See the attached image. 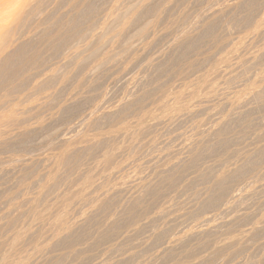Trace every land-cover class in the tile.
Here are the masks:
<instances>
[{
  "label": "rangeland",
  "instance_id": "1",
  "mask_svg": "<svg viewBox=\"0 0 264 264\" xmlns=\"http://www.w3.org/2000/svg\"><path fill=\"white\" fill-rule=\"evenodd\" d=\"M90 1L93 4V12L90 14L89 18L92 15H94V13H96V15H95L96 18H95V16H92V18H90L91 20L93 18H95L94 20L96 22L93 20H92L93 21L92 22L90 19H88L89 24L91 21V26H93L92 23L96 24V25L94 24L96 29L94 30V26H93L91 33H92V35L96 36V35H99V33L101 32L102 33V39H103L102 40L103 44L101 43L102 47L100 46L97 53H99V51H100V55L103 56L104 54H106L104 56L108 55V57L113 55L114 59L112 57L111 58L114 61H112V62L109 61V63H111L110 65H109V63H108V65L104 64L105 66L107 65L106 68H104V66L102 65L103 66L102 69L99 68L100 66L97 67V64L95 65V60H93L94 58H92V60L86 59V61H85L84 60L85 57L83 56L84 54L81 55L79 53H86L87 54V51L85 50L86 47H84V46H86L85 43L87 42V40L89 41V39H86V38H85L86 41L85 40L82 42L72 41L73 43L70 42V44L67 45L66 48L63 47V48H61L62 50L59 49L57 51V53H55V54H50V52L48 51V49L46 48V46L43 43L41 45H40V43H38L39 45H37V49H38V51H40L41 57L43 56L42 57L43 60H45V65L43 64V67H44L43 70H47V71L43 72L44 73L43 75H41V74L37 75L38 73H40L43 70L38 69V70H40V72L38 70H34V69H30V68L29 69L27 68V70H24L25 72L23 71L24 73L23 74L21 73L22 74L21 79H24V81L26 82L24 89H22L21 92L19 91L18 93H15V95H14L15 99L14 100H13L14 97H12L14 104H16V102H18L16 104L17 106L16 105H14L15 107L13 106L14 107L13 110L15 109V111H14L15 114H14L13 118L16 120L20 116H22V117H20L21 119L19 118L20 121L25 120L26 119L25 117H27V119H29V117H30V119L31 118L32 119L34 118V119L32 121L29 120L30 122L26 119L28 121L27 122L28 124L26 123V125L30 126V130H29L30 134L28 133V134H26V136L25 135L24 136L23 135H17V133L15 132L16 127L13 126L12 129L14 127L15 128L12 130V133L13 132H15V133H13V134L9 133L10 136H8V135L4 136L5 138H8V139H6L7 141L3 139L5 142H8V140L9 141L12 140V141L8 142L6 144L3 140H2L3 142H1L2 146L7 147L9 143L11 146L7 147V149H6L5 147H2L0 145L1 146V148H0V153H1L0 154V222H1L0 228H1V226L3 227L2 231L0 229V231H1L0 233H2L4 230L6 231L4 235H0V243L2 244V245L0 244V246H1V248H0L1 252L0 253L3 255L6 254L7 256H10L9 258H7L5 255L4 256L5 258H4L3 255H1L0 264H16V263L19 264L22 261L23 262L26 261L25 262L26 264H29V263L30 264H37V262H38V264H42V263L43 264H54V263H56V264H96V262H97V264H127V262H128V264H149V263L150 264H173L174 262H175L174 264H191V263L192 264H215V263L216 264H264V258H263L264 257V225H263L264 224V170H263L264 169V160H263L264 159V153H263L264 152V141H263L264 140V122H263L264 121V100H263L264 96H262V94L264 95V88H263L264 87V78H263L264 77V75H263V73H264V60H263L264 59V57H263L264 56V49H263V47H264V34H263L264 33L263 32L264 31V20H263V18H264V14H263V12H264V9H263L264 0H259V2H258V0H253V1L252 0H249V1L248 0L247 1L242 0V2H245L246 4H244V3L242 4V2H240L241 0H223V1L222 0H216V2H215V0H213V1L212 0H197V2L195 0H183V1L181 0V4H180V1H178V0H172L173 2L171 0H153V1L147 0L146 2H149V3L152 2L151 4H153V5L157 4L158 6L156 5L155 7L159 11L158 10L155 11L153 14H151L152 16L148 15V17H145L144 22L148 18L151 19L154 16V14L157 13L158 14L157 17H158V21H159L157 24H159V27L156 25L157 28H155L154 31H151L152 29H154V27L152 29L151 28L148 29V31H147L148 33H146L148 36L146 34H145L146 36L143 35L144 37H146L147 40L145 38L141 39V37H140V39H138V37H135V39L132 40V38H134V36H135V34H134V36L131 37V41L127 38H130V36L135 32L134 30H136V28L134 26L129 27L131 34L129 33L128 29H126L124 36H126V34L129 33L128 34L129 37H127L128 36L127 35L126 36L127 38H125L124 36H122V37H124V39L122 37H121V39L118 38L119 43H118V40L115 39L116 37H113L114 32H110L111 35H113L111 37V35H109L110 33H108L109 31H106V33H104L106 29H102V30H104V32H103L100 30L101 27L105 25V23L109 20V18L111 20V19H115L116 16H119L120 13L123 11L124 7H127L128 3L132 4L134 2L133 5H136L139 2L140 4H142L141 2H143L144 0H135V1H133V0H90ZM209 1L211 4H212V2H214L213 4L218 3V4H216V7L222 8V10L219 9L220 12L218 15H220V16L216 15L217 16L216 19L214 17V18H207V21H204V20L201 21L202 23H203V21L206 23L207 22L211 23V25H212L211 28L213 27L211 30H208V31L201 29V31L202 30L205 31V32H203V34H201L202 32L200 30H198V32H197V29H200V28H198V25L195 26L197 28L194 31H195L196 35L199 34L200 36L199 35L195 36V34H194L195 38L193 40L195 41L198 38V40L200 41L199 38H201V43H199V41L197 40L195 42V48L192 49L193 51L191 50L192 51L191 52L189 50V51H187L188 53L186 52L187 54H185V56L184 55L181 56L179 53L180 50L179 49L176 50L177 47L173 48V46H174L173 41L175 39H178L183 34L184 31L188 32V31L192 30V28L194 27L193 26L194 24H192L191 22H195V20H197V18H199V17H197V15L199 16L198 12L200 10H202V11H200V13L202 14L201 16H203L202 12H204V15L207 14V10L209 9V5H211V4H209ZM217 1H220V3ZM227 1H229V2H227ZM248 2H250V3H248ZM125 4H126V6H125ZM198 4L202 8H200ZM238 4L239 5L242 4L240 6L244 7V9L241 8ZM249 4L251 6L255 5L252 7L253 9H251ZM153 5H149V6H151V8L153 9V7H154ZM230 5L234 6V7H231ZM245 5H247L249 7L250 11L246 10L248 8ZM171 6L173 8H171ZM224 6H226V8H232V9L231 10L227 9L224 12L223 11ZM256 6H257V9H259V10H256ZM156 8H155V10H156ZM66 9L62 8V11L60 10L62 12V14L65 13V11H67ZM183 9H185V10H183ZM204 10H206V11H204ZM252 10H255V11H253L254 13L252 12ZM160 11L163 13H161ZM184 11H185V13H184ZM221 11H223L224 13H222ZM245 11H248V13H250V14L252 12V14H251L252 16L247 13L249 15V18H248V15L247 14L245 15ZM186 12L188 13L187 14L188 16L186 15ZM220 13H222V14H220ZM160 14L163 16H161ZM241 14H243V15H241ZM180 15H182V16L180 17ZM110 16H112V18ZM244 16L247 18H244ZM183 17H186V20L184 19V21H183ZM227 17H229V18H227ZM97 18H98V20H97ZM180 18L182 19V21ZM220 18H221V20H220ZM252 18H253V20H252ZM173 19H174V22H173ZM243 19L244 20L246 19V20L244 21ZM255 19H258V21H260V23L257 22V20H255ZM260 19H262V20H260ZM110 20H109V22H110ZM175 20L178 22L177 23L178 25H176V26L173 25L174 23H176ZM239 20L241 22H239ZM88 21H87V23H88ZM163 21L166 24H164ZM247 21H248V23H247ZM109 22H108V25L110 23H112L113 20H112V22H110V23ZM183 22L184 23L187 22V23H185L186 25H183L184 24ZM189 22L191 23V26H190ZM252 22H253V24H252ZM170 23H172V24H170ZM181 23H183L182 24L183 26L181 25ZM255 23L256 24H258V23L262 24L261 25L262 27L259 28V30L260 29L261 30L260 31L257 30V31L261 32L263 29V31L260 34H257L256 31H255L256 34H253L254 31L252 32V30H254L256 27ZM251 24L254 26L252 27V30H249V27ZM167 25L169 28L165 29V28H167ZM178 26H179V28H178ZM188 26H190V28ZM241 26L242 27L244 26V27L242 28ZM104 27H102V28H104ZM170 27H171V29H170ZM184 28L185 29L188 28L190 30H185ZM256 28L258 29V25ZM180 30L182 31L181 32L182 34L180 33ZM222 30H224V31H222ZM194 31H190V34H193L192 32H194ZM149 33H152V34H149ZM208 33H210V35ZM227 33H229V34H227ZM248 33H249V35H248ZM175 34H176V36H175ZM201 35H202V37H201ZM106 36H108L107 39H106ZM161 36L163 37V39ZM190 36L194 37L193 35H190ZM251 36H253V37H251ZM256 36H258L259 38ZM151 37H152V39H151ZM205 37H207V38L213 37L212 39H215V40L217 39V40L214 41L212 39H209V38L207 39ZM227 37H229V39H227ZM248 37H249V39H248ZM37 38H38L37 35L31 36L29 41L31 43L36 44L37 42H39L38 41L39 39L37 40ZM245 38H247V40H248L247 42H246ZM110 39L115 40V41H112ZM137 39L139 42L137 41ZM204 39H206V40H204ZM238 39L241 41V43H238V42H240ZM243 39H244V41H242ZM253 39H255L256 41ZM257 39H258V41H257ZM27 40H28V38H27ZM122 40L125 43L124 45H122V43H123ZM126 40H127V42H125ZM142 40L144 43L142 42ZM209 40H212L211 41L212 43H210ZM110 41L114 42V43H111ZM77 42H79V43L76 46ZM128 42L129 43L131 42L130 46H132V47L127 46V45H129ZM217 42H218V44L220 42V44H219L220 46L217 44ZM138 43H139V45H138ZM166 43H168V44H166ZM213 43L215 45H212ZM250 43H252L254 46ZM261 43H263V44H261ZM71 44L74 46L73 49H71L73 47ZM146 44H150V45H146ZM245 44H246V46H245ZM104 45H106V46L103 47ZM111 45H113L114 47H112ZM117 45H122L123 48H121L122 46H117ZM236 45H238V46H236ZM38 46H40L41 48L40 47L38 48ZM68 46H70V47H68ZM161 46H163V47L161 48ZM196 46L197 47L199 46V47L196 49ZM209 46L212 48V50H211V48H209ZM80 47H81V51L84 48L82 52H80V49H79ZM261 47L263 49L261 51L262 53L260 52ZM253 48H255V49H253ZM40 49H42V50H40ZM122 49H124L125 53L123 52ZM125 49H127V50L125 51ZM248 49H250V50H248ZM84 50L86 52H84ZM137 50H138V52H136ZM195 50H196V52H195ZM215 50H216V52H215ZM258 50H259L260 54L258 53ZM106 51H107V53H106ZM159 51H161V52H159ZM235 51L238 54L235 53ZM111 52H112V54H111ZM155 52H157V53H155ZM250 52L251 53L254 52V54L253 53L251 54ZM31 53L32 52L28 53V55L30 56ZM248 53H249V55H248ZM109 54H111V55H109ZM157 54L158 55L160 54L161 57H160V55L158 56ZM255 54H256V56H255ZM52 55L54 58L52 57ZM100 55L99 54L95 55L96 56L95 59H97L98 56L101 57ZM114 55L118 59H115ZM238 55H240V57ZM164 56H165L166 60H165ZM170 56H171V58H170ZM209 56H211V57H209ZM243 56H247V57H243ZM261 56L263 57V59ZM72 57H74V58H72ZM183 57H184V60L182 59ZM258 57H260V58H258ZM78 58H79V60H78ZM81 58L83 59L82 62L85 61V63H83L84 65L81 64L82 63L80 60ZM157 58H160V60H158ZM242 58H244V59H242ZM153 59H155V60H153ZM187 59H188V61H189V59H190V61L191 60L195 61V63H194V61H191L194 63L193 66H195L194 67L195 69L192 68V70L193 69L194 70L193 71L190 70V71H192V72L189 71L190 73L188 71H186L185 70L186 67L183 66V64L187 61ZM161 60L164 62L163 64H162ZM226 60L227 61L230 60L229 61L230 63L227 62ZM231 60H232V62H231ZM235 60L237 61L236 63H235ZM248 60L250 62H248ZM72 61L75 63H73ZM157 61H158V63H157ZM78 62H80V63H78ZM150 62H152V63L150 64ZM223 62L225 64L229 63L230 65L227 64L229 66H227V65L225 66V64ZM52 63H55V64H52ZM152 64L154 65V67ZM158 65H160V66H158ZM231 65H232V67H231ZM254 65H255V67H254ZM94 66L96 68L95 72L93 71V70H95V68H93V70H92V67H94ZM166 66L167 67L169 66V68H167ZM175 66H176V68H175ZM160 67H162V68H160ZM170 67H171V70H170ZM208 67H209V69H208ZM153 68H154V70H153ZM172 68H173L174 73L179 72L180 69H181L180 72L185 70L186 73L185 72H182V74L176 73L174 76L172 73ZM218 68L219 69L221 68V69L219 70ZM233 68H234V70L232 71ZM124 69H125V71H124ZM127 69H129V70H127ZM174 69H176V71H174ZM244 69H246V70H244ZM28 70H30V71H28ZM89 70H92V72ZM101 70H103V71L101 72ZM49 71H51V72H49ZM53 71H54V73H53ZM221 71H223V74H221L222 73ZM227 71H229V73H231V74L227 73ZM55 72H57L59 75ZM163 72H164V74H163ZM212 72H214V73H212ZM62 73H64L65 75ZM165 73L166 74L170 73V75H166ZM31 74H32V77H30ZM48 74L49 75L53 74L55 76V79L52 80V82L50 84H48L47 86H44L45 90L43 88L44 91L40 90V92L41 91L42 92L39 93V91H36L35 88H36V86L39 85L40 82L45 80L46 76H49ZM98 74H100V75H98ZM63 75L68 77V78H71V79H66V80H64V82H62L63 80L61 77ZM182 75L185 77H182ZM209 75H211V76H209ZM95 76H97V77H95ZM99 76H100V78H99ZM26 77H27V79H26ZM28 77L31 80L28 79ZM166 77H167V79H166ZM230 77L232 79H229ZM236 77H238V78H236ZM89 78H90V80H89ZM156 78H157V80H156ZM159 78H160V80H159ZM197 78H199V79H197ZM234 79H237V80H234ZM85 81H86V83H85ZM143 81H144V83H143ZM95 82H96V84H95ZM78 83H80V84H78ZM132 84H133V86H132ZM79 85H80V88H79ZM229 85H230V87H229ZM121 86H123V87H121ZM205 86H206V89H205ZM200 88H201V90H200ZM163 89H164V91H163ZM214 89H216V90H214ZM23 90H24V92H23ZM211 90H213V91H211ZM31 91H33V92L36 91V94H35V92H34V94H31L32 93ZM86 93H88V94H86ZM146 93H147V96H149V97L145 96ZM192 93H194V94L192 95ZM90 94H92V95H90ZM32 95H34V96H32ZM153 95H154V97H152ZM155 95L158 97H156ZM28 97L29 98L31 97V98L29 99ZM242 97H243V99H242ZM26 98L29 100H27ZM132 98L133 99L135 98L134 100H136V98H137V100H138L137 104L136 103L135 104L130 103L131 101H133ZM16 99H17V101H15ZM164 100H166V101H164ZM261 100H263V101H261ZM140 101H141V103H140ZM125 102H126V104H125ZM239 102H241V103H239ZM259 102L260 103L263 102L262 103L263 105L260 104ZM123 103L126 106H127V103H129L130 105H133L134 108H135L134 105H137L136 107L141 106L138 108L139 110L137 108H135L140 112H138V111L136 112V110L133 107H131L129 104L128 105L131 108L125 107V105ZM151 103H152V105H151ZM90 105H91L93 110L91 109V107H89ZM219 105H220V107H219ZM44 107H47V108H44ZM101 107H102V109H101ZM123 108H124V111L121 110ZM132 108H133V112L137 113V117L141 113V110L145 108L144 110L147 111V112L146 111L145 112L149 116V119L147 116V118H145V120L143 122H141L140 125L136 126L135 125L136 123L134 124L135 118L137 120L136 114L129 112L131 114L130 115L127 112V114H125L127 116L124 115V113H125V111H127V109H128V111L129 110L131 111ZM202 108H204V109H202ZM211 108H212V110H211ZM213 108H214V110H213ZM88 109L91 110V112ZM97 109H98V112H97ZM262 109H263V112H262ZM144 110H142V112H144ZM35 111H36V113H34ZM99 111H101V112H99ZM119 111L121 113L123 111L124 113L121 114ZM25 113H26V115H25ZM38 113H40V114H38ZM41 113H42V115H41ZM118 113L121 115H124V116H121ZM233 113H234V115H233ZM32 114H34V115H32ZM181 114H183V115H181ZM37 115H38V117H37ZM91 115L93 116V118ZM116 115L119 116L120 118L122 117V119L124 117L125 120L124 119L122 120L119 117H118L119 120H117L115 118ZM33 116H35V117H33ZM133 116H135V118ZM39 117H41V118H39ZM96 117H97L98 121L96 120ZM162 117H164V118H162ZM165 117H166V119H165ZM35 118H37V119H35ZM218 118H219V120H218ZM63 119H64V121H63ZM87 119L89 120V122L87 121ZM113 119H116L117 121L121 122L122 126H127L128 124H130V125L132 124V126L129 125L130 128L129 127L125 128V130L126 129H127V131L129 130L128 132L127 131L124 132L123 130L122 131L119 130V131L115 132L114 134L113 133L107 134V132L109 130L107 131L106 129H110L111 131H113V128H115L117 125H119V127H120V124H117L116 120H114L113 122H114V125L115 124H117V125L113 126V123H112ZM35 121L37 124L35 123ZM38 121L42 122V124L38 125ZM82 121H83V123H82ZM107 121L108 122L110 121L112 123L111 126H113V127L109 126L111 123L110 122L108 123ZM122 121L126 122V123L128 122L127 125H125V123H123ZM130 121H132V122H130ZM249 121H250V123H248ZM90 122H92V123L95 122L93 124L91 123V125H94V126H91V125L89 126L88 123H90ZM165 122H167V123H165ZM198 124H199V126H198ZM86 125H88V126H86ZM141 125L142 126L144 125L145 129H143L144 126H143V128H141L142 127ZM229 125H231V126H229ZM138 126L141 130L142 129L143 130L140 131ZM259 126H260V128H259ZM107 127H109V128H107ZM41 128H43V129H41ZM74 128H76V129H74ZM206 128H207V130H206ZM3 129H4V127L2 128V130ZM46 129H48V130L46 131ZM69 129H71V130L68 131ZM146 129H148V130H146ZM212 129H213V131H212ZM253 129H254V131H253ZM103 130L107 131V132H104ZM30 131L32 132V134ZM71 131L75 134L70 133ZM78 131L82 132V133H79ZM100 132L106 133V135L103 133L100 134ZM80 134H81V136H82V134L84 136H82L83 138H80L79 140H77L78 142L76 140L73 142L70 141L71 139H73V138H71L72 135H75V136H73L75 138L76 136L81 137ZM111 134H113V135H111ZM98 135H100V136H98ZM137 135H138V137H137ZM234 135H235V137H234ZM54 137H56V138H54ZM112 137H113V139H112ZM201 137H202V139H201ZM227 137H229L230 139L232 138L231 139L232 141L230 139H227ZM100 139H102L103 142L105 140H107V141H105L107 144L105 142L102 143V141H100ZM60 140H61V144L58 143V142H60ZM67 140L69 142H67ZM94 140H96V141H94ZM123 140H125V141H123ZM25 141H27V142H25ZM63 141L65 142V145H64ZM227 141H229V142H227ZM200 142H202V143H200ZM48 143H49V145H47ZM78 143H79V145H78ZM87 143H89L90 146L95 145V147L94 148L88 147L90 149H88V148L85 149L86 148L85 144L88 145ZM200 144L201 145L203 144L204 146L202 145L203 147H201ZM81 145L82 146L84 145L83 149L81 148L82 147ZM192 146H193V148H192ZM11 147H12V149H11ZM21 147H23V148H21ZM77 148H78V150H77ZM40 149H42V150H40ZM66 151H68V152H66ZM258 151H260V152H258ZM69 152L71 154H69ZM59 153L61 155H63L62 158H60V159H59V157H61V156ZM64 153H65V155H64ZM106 153H107V155H108V153L112 154V157L114 159L113 160L115 162V164H113L114 166H112V165L109 166L112 169H108L109 167L106 165L104 167H101L102 164L104 165L103 161H104V157L106 156ZM116 153H118V154H116ZM66 154L68 155V157ZM113 154H115L116 156H113ZM193 154H194V156H193ZM255 154L256 155L258 154V155L256 156ZM127 155H128V157H127ZM227 155H229V156H227ZM248 155H249V157H248ZM252 156H254L253 159H252ZM71 157H72V159H71ZM120 157H121V159H120ZM116 158H118V159L116 160ZM62 159H63V162L61 163ZM256 159H257V161H256ZM40 161H42V162H40ZM73 161H75V163ZM70 162L71 163L73 162V163L71 164ZM17 164H18V166H17ZM117 164H119V165H117ZM204 164H206V165H204ZM23 165H25V166H23ZM124 165H125V167H124ZM14 166H15V168H13ZM70 166L72 169L68 168ZM119 166H120V168H119ZM166 166H167V168H166ZM104 168H107V169H104ZM119 169H120V172H119ZM238 170H240V171H238ZM235 171H236V173H235ZM21 172H24L26 174L25 175L26 178L23 177V175H21V174H24ZM226 173H228V176L230 178H226L225 181H222V183H221V181L214 179V178L218 179L219 177H221L220 175H222V177H223V174H226ZM232 173L235 175H233ZM31 174L33 177L31 176ZM88 174H89V176H88ZM52 176H53V178H51ZM204 176H206V177H204ZM76 177H77V179H76ZM87 177H89V178L93 177V179L91 178L92 180L91 179L88 180ZM232 177H233V179H232ZM21 178L22 179L25 178L24 179L25 185L23 184L24 180H21ZM197 179H200V180H197ZM236 180H237V182H236L237 184L234 183V181H236ZM217 181L219 183L218 185H216L217 183H215ZM169 183H171V184H169ZM220 183H221V186L227 185L226 190L229 191V194L228 195L224 194L223 195L224 198L222 196L218 197V199H217L218 204H216V201H217L216 200L215 204L211 205V203H210L211 198L217 197L215 195H218L217 192L221 188ZM16 184H17V186H16ZM211 184H214V185L211 186ZM250 184H252V185H250ZM134 186H136V187L134 188ZM213 186H215V188ZM217 186L220 187V188H218V191L215 190V189H217ZM42 187L44 189H42ZM236 187H238V189H242L240 192L241 194H239L240 196L238 195L240 198L238 197L235 201H232L231 199H229V197H230L229 195H230L231 191L237 189ZM245 187H246V189H245ZM136 188H138V189H136ZM47 189H49V190H47ZM63 189H64V191H63ZM244 189H245V191H244ZM15 193H17V195ZM144 193H145V195H144ZM125 194H127V195H125ZM211 194H213V196H211ZM34 198H35V200H34ZM214 198H212V200ZM219 198L220 199L222 198V201L221 200L219 201ZM29 199H30V201H29ZM79 199H81V200H79ZM204 199H205V201H208L209 203L205 202ZM225 199H227V200H225ZM38 200H40V201H38ZM64 200H66V201H64ZM148 201H150V202H148ZM20 202L22 205L20 204ZM225 202H226V204H225ZM230 202L232 203L231 204L232 206L230 205ZM101 203H103V204H101ZM197 204H198V206H197ZM207 204L209 206H212V208L209 207ZM236 204H237V206H236ZM127 205H128V207H127ZM227 205H229V207H227ZM70 206H72V207H70ZM204 206L206 209H202V208H204ZM213 206L215 207V209ZM224 207L227 209H225ZM148 209H150V210H148ZM195 209H197V210H195ZM218 209H219V211H218ZM231 209H233V210H231ZM16 210H18V211H16ZM134 210H137L139 214L137 213V211H134ZM90 211H91V214H90ZM92 211H93V213H92ZM235 211H237V212H235ZM227 212H229V213H227ZM42 214H47V215H42ZM37 215H39V216H37ZM139 215H141V216H139ZM227 215H229V216H227ZM96 216H97V218H96ZM208 216H209V218H208ZM8 217L9 218L11 217V219L8 220ZM153 217L155 219H153ZM206 217H207V220H206ZM171 218H173V220H175V221H173ZM210 218H212L213 220ZM227 218H229V219H227ZM62 219H65V221H63ZM5 220H7L8 222ZM42 220H43V222H42ZM78 220H80V221H78ZM151 220H152V222H151ZM10 222L12 223V226L17 224L14 228L15 229L14 230L15 235L14 234L11 235L13 232V227L9 230L6 228V227H8ZM61 222L63 224H61ZM64 223L66 224V226H64ZM155 223H157V224H155ZM52 224H53V226H52ZM57 224H58V226H57ZM68 224H69V226H68ZM174 224H176V225H174ZM195 224H196V226H195ZM4 225H6V226H4ZM61 225H63V227H61ZM227 226H230V228L226 229ZM16 227H18V228H16ZM59 227H60V229H62V228L63 229L58 230ZM68 227H71V228L68 229ZM133 227H134V229H133ZM253 227L256 228L255 232H253V233H249L250 231L247 232V230H250ZM65 228H66V230H64ZM248 228H250V229H248ZM259 228H260V231H258ZM202 229L204 232L202 231ZM23 230L24 231L26 230V232H28V233H26V232L24 233ZM70 230H72V231L70 232ZM196 230L199 233L195 235L194 233H196ZM21 231H22V234L20 233ZM60 231H61V233H60ZM193 231H194V233H192ZM244 231H245V234L243 233ZM66 232H68V233H66ZM56 233H57V235H56ZM63 233L65 236L63 235ZM69 233H71L70 236H69ZM182 233H183V236H186V237H183L181 235ZM187 233L188 234L190 233V234L188 235ZM24 234H25V236H23ZM67 234H68V237H67ZM246 234H249V237ZM59 235L64 236L65 239H64V237L63 238L61 237L62 239L59 238L60 237ZM197 235H198V237H197ZM98 236H99V238H98ZM188 236H190V237H188ZM193 236H195V237L193 238ZM46 237H47V239H46ZM174 237H175V239L173 241L172 239ZM9 238H12L14 241L9 239ZM24 238H27V239H25L27 242L24 240ZM19 239H21V240L19 241ZM237 239L238 240L240 239L241 241H238ZM132 240H133V242H132ZM175 240L179 241L180 244H182V243L183 244L180 245L178 243V244L174 245L177 242V241L175 242ZM12 241L14 243L16 242V245ZM151 241H153V242H151ZM166 243H168V244H166ZM177 245H179V246H177ZM14 246H16L17 250L15 249ZM132 246H134V247H132ZM164 247H165V250H164ZM167 247L168 248L170 247V251L167 250ZM12 248L15 249V251H13ZM239 248H241V249L238 250ZM134 251H135V253H134ZM4 252H6V253H4ZM15 253H17V254H15ZM25 253L27 254V256ZM126 256H127V258H126ZM108 257H110V258L108 259ZM146 257H148V258H146ZM185 257H186V259H185ZM2 258H3V260H2ZM167 258H169V259H167ZM182 258H184V259H182ZM262 258H263V260H262ZM4 260H7V261H4ZM209 261H210V263H208ZM23 262L21 264H25ZM197 262H199V263H197Z\"/></svg>",
  "mask_w": 264,
  "mask_h": 264
},
{
  "label": "bare ground",
  "instance_id": "2",
  "mask_svg": "<svg viewBox=\"0 0 264 264\" xmlns=\"http://www.w3.org/2000/svg\"><path fill=\"white\" fill-rule=\"evenodd\" d=\"M133 1H135V0H133ZM132 1V2H133ZM145 1V2H144ZM143 2H141L142 4H140L138 1V5L136 4V5H133L134 4V2L132 3V4H130V3H128L127 4V7H124V9H123V11L120 13V15L119 16H116L115 17V19H111L110 20V18H109V20H110V22H112V20H113V22L112 23H110L109 22V20L105 23V27L104 26H102V27H104V28H102L101 26V31H103L104 32V30H102V29H106L105 30V32L104 33H106V31H109L108 33H110V32H114L113 34H114V36L113 35H111V33L109 34V35H111V37L113 36V37H116L115 39H117L118 40V38L119 39H121V37L122 36H124L125 34V32H126V29H128V31H129V33H130V30H129V27H135L136 28V30H134L133 32V34L130 36V38H127V37H129V33L128 34H126V36H124L125 38H127V39H129L130 41H131V37H133L134 36V34H135V36H134V38H132V40L133 39H135V37H138V39H140V37H141V39L143 38H145L146 39V37H144V36H146L147 34L146 33H148L147 31H148V29H152L153 27H154V29H152L151 31H154L155 30V28H157L156 27V25L159 27V24H157L159 21H158V14L157 13H155L154 14V16L151 18V19H146V21L144 22V19H145V17H148V15H151V14H153L155 11H157L158 9L155 7L157 4H151L152 2H146L147 0H144ZM151 1H153V0H151ZM172 1V0H171ZM178 1H180V4H181V0H178ZM183 1V0H182ZM196 2H197V0H195ZM213 1V0H212ZM211 1V2H212ZM223 1V0H222ZM247 1V0H246ZM249 1V0H248ZM253 1V0H252ZM129 2V1H128ZM173 2V1H172ZM186 2V1H185ZM215 2H216V0H215ZM217 2H219L220 3V1H217ZM227 2H229V1H227ZM240 2H242V0L240 1ZM257 2V1H256ZM258 2H259V0H258ZM257 2V3H258ZM136 3V2H135ZM149 3V4H148ZM158 3V2H157ZM177 3V2H176ZM175 3V4H176ZM179 3V2H178ZM194 3V2H193ZM199 3V2H198ZM214 2H212V4L210 3V1H209V4H211V5H209V9L207 10V14H205L204 15V12H202L203 13V16H201L202 14L200 13V11H202V10H200L199 12H198V14H199V16L197 15V17H199V18H197V20H195V22H191L192 24H194L193 26L195 27V26H197L198 25V28H200V29H197V32H198V30H200L201 31V29H203V30H205V31H208V30H211L212 28H211V23H206V22H204V21H207V18H214L215 17V19H216V15H218L219 14V12H220V10L219 9H221L222 10V8H217L216 7V4H218V3H216V4H213ZM246 4L245 2H242V4ZM248 3H250V2H248ZM253 3V2H252ZM256 3V4H257ZM264 3V2H263ZM201 4V3H200ZM224 4V3H223ZM231 4V3H230ZM242 4H240V5H242ZM254 4V3H253ZM261 4V3H260ZM95 5V4H94ZM120 5V4H119ZM149 5H153L152 7H153V9L151 8V6H149ZM167 5V4H166ZM172 5V4H171ZM184 5V4H183ZM187 5V4H186ZM199 5V4H198ZM197 5V6H198ZM239 5V4H238ZM239 5V6H240ZM259 5V4H258ZM257 5V6H258ZM263 5V4H262ZM125 6H126V4H125ZM158 6V5H157ZM170 6V5H169ZM188 6V5H187ZM231 6V5H230ZM229 6V7H230ZM244 6V5H243ZM248 9H246V10H249L250 11V9H249V7L247 6V5H245ZM249 6L251 7V9H253L252 7L253 6H255V5H250L249 4ZM257 6H256V10H259V9H257ZM184 7V6H183ZM199 7H200V5H199ZM231 7H234V6H231ZM241 8H243L244 9V7H242V6H240ZM62 8H67L66 10L67 11H65V13H63L62 14ZM95 8V7H94ZM115 8V7H114ZM148 8V9H147ZM155 8H156V10H155ZM165 8V7H164ZM171 8H173L172 6H171ZM170 8V9H171ZM200 8H202V7H200ZM225 8V9H224ZM224 8H223V11L225 12V10H227V9H232V8H226V6H224ZM101 9V8H100ZM167 9V8H166ZM263 9H264V7H263ZM61 10V11H60ZM183 10H185V9H183ZM197 10V9H196ZM60 11V12H59ZM97 11V10H96ZM103 11V10H102ZM115 11V10H114ZM113 11V12H114ZM159 11V10H158ZM168 11V10H167ZM204 11H206V10H204ZM223 11H221L222 13H224ZM253 11H255V10H252V12ZM261 11V10H260ZM93 12V4H92V2L90 1V0H0V145H1V142H3L4 140H6V139H8V138H5L4 136H6V135H8V136H10V134L12 133V130L15 128V132L17 133V135H25L26 136V134H28L29 133V130H30V126L28 125H26V123L30 120V121H32L33 119L31 118L30 119V117H29V119H27V117H25L26 119L25 120H19V118L20 117H22V116H20L18 119H14L13 118V116H14V111H15V109L13 110V108L15 107L14 105H16L18 102H16V104H14V102H13V100L15 99V97H14V95H15V93H18L19 91L21 92V90L22 89H24V86H25V84H26V82L24 81V79H21V75L25 72L24 70H27V68L29 69H34V70H38V69H40V70H43V64L45 65V60H43V56L41 57V54H40V51H38V49H37V45H39L38 43H40V45L43 43L45 46H46V48L48 49V51L50 52V54H55V53H57V51L59 50V49H61V48H63V47H65L66 48V46L67 45H69L70 44V42H72V41H74V42H76V41H80V42H82V41H84L85 40V38L86 39H89V41L87 40V42L85 43V45L86 46H84V47H86L85 48V50L87 51V54L86 53H79V54H84L83 56L85 57L84 58V60L86 61V59L87 60H89V59H91L92 60V58H94L93 60H95V65L97 64V67H99L100 69H102L103 68V66H104V68H106V66L108 65V63H109V61L110 62H112V61H114L113 59V55L112 56H110V57H108V55L107 56H104V55H106V54H104L103 56L102 55H100V51H99V53H97L98 52V50H99V48H100V46L102 47V45H101V43L103 42L102 40V33L100 34L99 32V35H92V33H91V31H92V27L94 26V30L96 29L95 28V23H92V25L93 26H91V21L93 20V21H95L94 19L96 18V13H94V15H92V16H95V18H93L92 20L90 19V18H92V16L89 18V16H90V14ZM101 12V11H100ZM161 12V11H160ZM178 12V11H177ZM192 12V11H191ZM232 12V11H231ZM241 12V11H240ZM252 12H251V14H252ZM61 13V14H60ZM161 13H163V12H161ZM184 13H185V11H184ZM183 13V14H184ZM222 13H220V14H222ZM248 13V11H245V15ZM254 13V12H253ZM188 13L186 12V15H187ZM230 14V13H229ZM248 14H250V13H248ZM247 14V15H248ZM250 14V15H251ZM256 14V13H255ZM262 14V13H261ZM263 14H264V12H263ZM262 14V15H263ZM99 15V14H98ZM118 15V14H117ZM161 15V14H160ZM171 15V14H170ZM174 15V14H173ZM185 15V14H184ZM183 15V16H184ZM185 15V16H186ZM196 15V14H195ZM241 15H243V14H241ZM259 15V14H258ZM152 16V15H151ZM161 16H163V15H161ZM172 16V15H171ZM182 15H180V17H181ZM188 16V15H187ZM191 16V15H190ZM218 16H220V15H218ZM222 16V15H221ZM224 16V15H223ZM234 16V15H233ZM252 16V15H251ZM111 18H112V16H110ZM170 17V16H169ZM195 17V16H194ZM261 17V16H260ZM103 18V17H102ZM165 18V17H164ZM227 18H229V17H227ZM244 18H247V17H245L244 16ZM248 18H249V15H248ZM88 19H90L91 21H90V24H89V21H88ZM181 19V18H180ZM184 19L186 20V17H183V21H184ZM188 19V18H187ZM191 19V18H190ZM236 19V18H235ZM238 19V18H237ZM242 19V18H241ZM97 20H98V18H97ZM148 20V21H147ZM177 20V19H176ZM175 20V22L176 23H174L173 25H178L177 23V21ZM202 20H204L203 21V23L201 22ZM220 20H221V18H220ZM244 20V19H243ZM242 20V21H243ZM246 20V19H245ZM244 20V21H245ZM252 20H253V18H252ZM255 20H257V22H259L260 23V21H258V19H255ZM260 20H262V19H260ZM263 20H264V18H263ZM87 21H88V23H87ZM92 21V22H93ZM103 21V20H102ZM101 21V22H102ZM181 21H182V19H181ZM189 21V20H188ZM86 22V23H85ZM96 22V21H95ZM108 22L110 23L109 25H108ZM173 22H174V19H173ZM172 22V23H173ZM201 22V23H200ZM234 22V21H233ZM239 22H241L240 20H239ZM85 23V24H84ZM100 23V22H99ZM163 23H164V21H163ZM168 23V22H167ZM172 23H170V24H172ZM184 23V22H183ZM183 23H181V25L183 24ZM185 23H187V22H185ZM183 24V25H186V24ZM190 23V22H189ZM191 23H190V26H191ZM219 23V22H218ZM230 23V22H229ZM237 23V22H236ZM247 23H248V21H247ZM256 24L255 23V25H256V27H257V25H258V29L255 27V29L254 30H252V27L254 26V25H252L253 24V22H252V26L250 25V27H249V30H252V32L254 31V33L253 34H260L262 31H263V29H262V31L261 32H259L260 30H259V28H261L262 26V24ZM263 23V22H262ZM95 24V25H94ZM107 24V25H106ZM164 24H166V23H164ZM169 24V23H168ZM200 24V25H199ZM215 24V23H214ZM137 27H136V26ZM182 25V26H183ZM234 25V24H233ZM244 25V24H243ZM248 25V24H247ZM172 26V25H171ZM190 26H188L189 28H190ZM224 26V25H223ZM99 27V28H100ZM192 28V30H190V29H185V30H190V31H194L197 27H195V28ZM222 27V26H221ZM231 27V26H230ZM242 27V26H241ZM244 27V26H243ZM242 27V28H243ZM247 27V28H248ZM169 27H168V25H167V28H165V29H168ZM175 28V27H174ZM178 28H179V26H178ZM224 28V27H223ZM251 28V29H250ZM132 29V28H131ZM170 29H171V27H170ZM177 29V28H176ZM231 29V28H230ZM233 29V28H232ZM245 29V28H244ZM133 30V29H132ZM159 30V29H158ZM201 31L200 33L201 34H203V32H205V31ZM248 30V29H247ZM257 30H259V31H257ZM157 31V30H156ZM184 31V30H183ZM190 31H184L183 32V34L181 33L182 31L180 30V33L182 34L178 39H175L174 41H173V48H175V47H177V49L176 50H180V55L181 56H185V54H187L188 52L187 51H191L192 49H194L195 48V42L198 40V38H197V40H193L194 38H195V36H198V35H196V33H195V31L194 32H192L193 34H190ZM214 31V30H213ZM222 31H224V30H222ZM255 31H256V33H255ZM175 32V31H174ZM177 32V31H176ZM211 32V31H210ZM232 32V31H231ZM259 32V33H258ZM264 32V31H263ZM157 33V32H156ZM178 33V32H177ZM207 33V32H206ZM212 33V32H211ZM226 33V32H225ZM224 33V34H225ZM131 34V33H130ZM146 34V35H145ZM149 34H152V33H149ZM167 34V33H166ZM174 34V33H173ZM194 34H195V36H194ZM209 35H210V33H208ZM227 34H229V33H227ZM247 34V33H246ZM252 34V33H251ZM264 34V33H263ZM38 36V38H37V40L39 41V42H37L36 44L35 43H31L30 41H29V39H30V37L31 36ZM107 35V34H106ZM108 35V36H109ZM144 35V36H143ZM155 35V34H154ZM190 35H193L194 37H192V36H190ZM208 35V36H209ZM212 35V34H211ZM237 35V34H236ZM248 35H249V33H248ZM262 35V34H261ZM108 36H106V39H107V37ZM143 36V37H142ZM148 36V35H147ZM160 36V35H159ZM167 36V35H166ZM175 36H176V34H175ZM200 36V35H199ZM204 36V35H203ZM214 36V35H213ZM224 36V35H223ZM247 36V35H246ZM245 36V37H246ZM259 36V35H258ZM258 36H256V37H258ZM263 36V35H262ZM124 37H122L123 39H124ZM162 37V36H161ZM201 37H202V35H201ZM216 37V36H215ZM214 37V38H215ZM250 37V36H249ZM249 37H248V39H249ZM251 37H253V36H251ZM27 38H28V40H27ZM158 38V37H157ZM169 38V37H168ZM167 38V39H168ZM176 38V37H175ZM205 38H207V37H205ZM209 39H212L211 37H208ZM207 38V39H208ZM244 38V37H243ZM259 38V37H258ZM26 39V40H25ZM138 39H137V41H138ZM151 39H152V37H151ZM162 39H163V37H162ZM171 39V38H170ZM169 39V40H170ZM174 39V38H173ZM172 39V40H173ZM200 39V41H199V43H201V38H199ZM227 39H229V37H227ZM246 39V42L248 41L247 40V38H245ZM252 39V38H251ZM109 40V39H108ZM107 40V41H108ZM110 40H112V39H110ZM147 40V39H146ZM204 40H206V39H204ZM212 40H214V41H216L215 39H212ZM212 40H209L210 41V43H212L211 41ZM225 40V39H224ZM239 40V39H238ZM253 40H255V39H253ZM86 41V40H85ZM112 41H115V40H112ZM123 41V40H122ZM141 41V40H140ZM154 41V40H153ZM203 41V40H202ZM213 41V42H214ZM240 41V40H239ZM242 41H244V39L242 40ZM256 41V40H255ZM257 41H258V39H257ZM260 41V40H259ZM111 42V41H110ZM117 42V41H116ZM125 42H127V40L125 41ZM139 42V41H138ZM142 42H143V40H142ZM146 42V41H145ZM206 42V41H205ZM73 43V42H72ZM79 42H77L76 43V46H77V44H78ZM111 43H114V42H111ZM110 43V44H111ZM118 43H119V40H118ZM117 43V44H118ZM122 43V42H121ZM129 43V42H128ZM137 43V42H136ZM144 43V42H143ZM164 43V42H163ZM172 43V42H171ZM207 43V42H206ZM215 43V42H214ZM212 44V45H215V44ZM238 43H241V41L240 42H238ZM243 43V42H242ZM245 43V42H244ZM254 43V42H253ZM75 44V43H74ZM103 44V43H102ZM125 43H124V41H123V43H122V45H124ZM127 44V43H126ZM135 44V43H134ZM151 44V43H150ZM150 44H146V45H150ZM155 44V43H154ZM153 44V45H154ZM166 44H168V43H166ZM197 44V43H196ZM209 44V43H208ZM217 44H218V42H217ZM219 44H220V42H219ZM218 44V45H219ZM223 44V43H222ZM250 44H252V43H250ZM261 44H263V43H261ZM43 45V46H44ZM72 45V44H71ZM70 45V46H71ZM81 45V44H80ZM122 45H117V46H122ZM131 45V42L129 43V45H127L128 47ZM138 45H139V43H138ZM141 45V44H140ZM144 45V44H143ZM211 45V44H210ZM243 45V44H242ZM253 45V44H252ZM70 46H68V47H70ZM73 46V45H72ZM106 45H104L103 47H105ZM112 47H114L113 45H111ZM116 46V47H117ZM145 46V45H144ZM169 46V45H168ZM204 46V45H203ZM220 46V45H219ZM236 46H238V45H236ZM245 46H246V44H245ZM254 46V45H253ZM256 46V45H255ZM40 46H38V48H39ZM130 47H132V46H130ZM137 47V46H136ZM140 47V46H139ZM153 47V46H152ZM155 47V46H154ZM163 46H161V48H162ZM166 47V46H165ZM171 47V46H170ZM199 47V46H198ZM197 46H196V49L198 48ZM215 47V46H214ZM241 47V46H240ZM239 47V48H240ZM244 47V46H243ZM251 47V46H250ZM41 48V47H40ZM74 48V46L71 48V49H73ZM120 48V47H119ZM121 48H123V46L121 47ZM127 48V47H126ZM134 48V47H133ZM138 48V47H137ZM141 48V47H140ZM143 48V47H142ZM209 48H211L210 46H209ZM219 48V47H218ZM222 48V47H221ZM220 48V49H221ZM225 48V47H224ZM238 48V47H237ZM242 48V47H241ZM246 48V47H245ZM249 48V47H248ZM260 48V47H259ZM44 49V48H43ZM80 49V52H82L83 51V49H82V51H81V47L79 48ZM107 49V48H106ZM110 49V48H109ZM170 49V48H169ZM205 49V48H204ZM223 49V48H222ZM253 49H255V48H253ZM263 49H264V47H263ZM262 49V47H261V50H260V52L263 50ZM40 50H42V49H40ZM62 50V49H61ZM64 50V49H63ZM84 50V52H86ZM101 50V49H100ZM105 50V49H104ZM116 50V49H115ZM123 50V52H124V49H122ZM121 50V51H122ZM127 49H125V51H126ZM134 50V49H133ZM161 50V49H160ZM167 50V49H166ZM174 50V49H173ZM210 50V49H209ZM211 50H212V48H211ZM217 50V49H216ZM216 50H215V52H216ZM219 50V49H218ZM240 50V49H239ZM248 50H250V49H248ZM78 51V50H77ZM109 51V50H108ZM130 51V50H129ZM135 51V50H134ZM142 51V50H141ZM193 51V50H192ZM191 51V52H192ZM238 51V50H237ZM247 51V50H246ZM252 51V50H251ZM30 52H32L31 53V55L29 56L28 55V53H30ZM136 52H138V50L136 51ZM159 52H161V51H159ZM158 52V53H159ZM173 52V51H172ZM187 52V53H186ZM195 52H196V50H195ZM242 52V51H241ZM48 53V52H47ZM106 53H107V51H106ZM125 53V52H124ZM127 53V52H126ZM143 53V52H142ZM145 53V52H144ZM154 53V52H153ZM155 53H157V52H155ZM235 53H237L236 51H235ZM243 53V52H242ZM251 53V52H250ZM253 54H254V52H252ZM251 53V54H252ZM257 53V52H256ZM258 53H259V50H258ZM262 53V52H261ZM59 54V53H58ZM78 54V55H79ZM86 54V55H85ZM100 55L101 57H97V59H95V55ZM111 54H112V52H111ZM111 54H109V55H111ZM150 54V53H149ZM171 54V53H170ZM169 54V55H170ZM195 54V53H194ZM238 54V53H237ZM260 54V53H259ZM49 55V54H48ZM61 55V54H60ZM59 55V56H60ZM67 55V54H66ZM80 55V56H81ZM137 55V54H136ZM143 55V54H142ZM147 55V54H146ZM155 55V54H154ZM158 55V54H157ZM160 55V54H159ZM158 55V56H159ZM165 55V54H164ZM198 55V54H197ZM204 55V54H203ZM245 55V54H244ZM247 55V54H246ZM248 55H249V53H248ZM51 56V55H50ZM175 56V55H174ZM224 56V55H223ZM239 57H240V55H238ZM253 56V55H252ZM255 56H256V54H255ZM52 57H53V55H52ZM79 57V56H78ZM113 59H112V58ZM114 57H115V55H114ZM160 57H161V55H160ZM163 57V56H162ZM187 57V56H186ZM196 57V56H195ZM209 57H211V56H209ZM213 57V56H212ZM231 57V56H230ZM243 57H247V56H243ZM251 57V56H250ZM249 57V58H250ZM262 57V56H261ZM264 57V56H263ZM263 57H262V59H263ZM42 58V59H41ZM47 58V57H46ZM54 58V57H53ZM72 58H74V57H72ZM83 58V57H82ZM80 59L81 60V62H82V60L83 59ZM164 58H165V56H164ZM170 58H171V56H170ZM169 58V59H170ZM181 58V57H180ZM216 58V57H215ZM235 58V57H234ZM252 58V57H251ZM258 58H260V57H258ZM51 59V58H50ZM115 59H118V58H116L115 57ZM123 59V58H122ZM158 60H160V58H157ZM163 59V58H162ZM183 60H184V57L182 58ZM192 59V58H191ZM220 59V58H219ZM225 59V58H224ZM242 59H244V58H242ZM254 59V58H253ZM256 59V58H255ZM49 60V59H48ZM71 60V59H70ZM78 60H79V58H78ZM77 60V61H78ZM124 60V59H123ZM148 60V59H147ZM152 60V59H151ZM153 60H155V59H153ZM165 60H166V58H165ZM176 60V59H175ZM186 60V59H185ZM223 60V59H222ZM252 60V59H251ZM257 60V59H256ZM259 60V59H258ZM264 60V59H263ZM85 61H83L81 64H83V63H85ZM150 61V60H149ZM148 61V62H149ZM162 61V60H161ZM179 61V60H178ZM189 61H190V59H189ZM188 61V59H187V61L183 64V66L184 67H186V71H190V70H192V68H194L195 66H193L194 65V63H195V61L194 60H191V61H194V63L193 62H189ZM203 61V60H202ZM201 61V62H202ZM207 61V60H206ZM227 61V60H226ZM230 61V60H229ZM229 61H227V62H229ZM242 61V60H241ZM244 61V60H243ZM48 62V61H47ZM73 62V61H72ZM118 62V61H117ZM116 62V63H117ZM125 62V61H124ZM146 62V61H145ZM144 62V63H145ZM153 62V61H152ZM152 62H150V64L152 63ZM168 62V61H167ZM231 62H232V60H231ZM237 61L235 60V63H236ZM248 62H250L249 60H248ZM252 62V61H251ZM254 62V61H253ZM256 62V61H255ZM262 62V61H261ZM64 63V62H63ZM71 63V62H70ZM73 63H75V62H73ZM72 63V64H73ZM78 63H80V62H78ZM90 63V62H89ZM114 63V62H113ZM120 63V62H119ZM135 63V62H134ZM147 63V62H146ZM145 63V64H146ZM155 63V62H154ZM157 63H158V61H157ZM164 62L162 61V64H163ZM174 63V62H173ZM177 63V62H176ZM224 63V62H223ZM230 63V62H229ZM229 63H227V64H229ZM234 63V64H235ZM52 64H55V63H52ZM88 64V63H87ZM104 64H107L106 66L104 65ZM111 63H109V65H110ZM122 64V63H121ZM120 64V65H121ZM133 64V63H132ZM143 64V63H142ZM148 64V63H147ZM171 64V63H170ZM198 64V63H197ZM221 64V63H220ZM219 64V65H220ZM225 64V63H224ZM227 64H225V66L227 65ZM247 64V63H246ZM252 64V63H251ZM65 65V64H64ZM80 65V64H79ZM84 65V64H83ZM103 65V66H102ZM134 65V64H133ZM153 65V64H152ZM151 65V66H152ZM157 65V64H156ZM173 65V64H172ZM196 65V64H195ZM204 65V64H203ZM230 65V64H229ZM229 65H227V66H229ZM243 65V64H242ZM245 65V64H244ZM49 66V65H48ZM47 66V67H48ZM58 66V65H57ZM61 66V65H60ZM102 66V67H101ZM145 66V65H144ZM158 66H160V65H158ZM177 66V65H176ZM176 66H175V68H176ZM197 66V65H196ZM224 66V65H223ZM222 66V67H223ZM224 66V67H225ZM235 66V65H234ZM50 67V66H49ZM76 67V66H75ZM110 67V66H109ZM114 67V66H113ZM112 67V68H113ZM148 67V66H147ZM150 67V66H149ZM153 67H154V65H153ZM167 67V66H166ZM173 67V66H172ZM180 67V66H179ZM220 67V66H219ZM231 67H232V65H231ZM239 67V66H238ZM254 67H255V65H254ZM263 67V66H262ZM66 68V67H65ZM93 68H95V66L94 67H92V70H93ZM127 68V67H126ZM157 68V67H156ZM160 68H162V67H160ZM165 68V67H164ZM167 68H169V66L167 67ZM199 68V67H198ZM217 68V67H216ZM251 68V67H250ZM257 68V67H256ZM62 69V68H61ZM98 69V68H97ZM195 69V68H194ZM193 69V70H194ZM208 69H209V67H208ZM219 69V68H218ZM221 69V68H220ZM219 69V70H220ZM228 69V68H227ZM240 69V68H239ZM40 70H38L39 72H40ZM92 70H89V71H91L92 72ZM99 70V69H98ZM127 70H129V69H127ZM133 70V69H132ZM137 70V69H136ZM153 70H154V68H153ZM152 70V71H153ZM166 70V69H165ZM170 70H171V67H170ZM185 70H183L182 72H185L186 73V71ZM192 70V71H193ZM234 70V68L232 69V71ZM244 70H246V69H244ZM24 71V72H23ZM28 71H30V70H28ZM45 71H47V70H43V71H41L40 73H38L37 75H43L44 73L43 72H45ZM63 71V70H62ZM80 71V70H79ZM94 72L96 71V68H95V70H93ZM103 70H101V72H102ZM116 71V70H115ZM124 71H125V69H124ZM151 71V72H152ZM158 71V70H157ZM162 71V70H161ZM174 71H176V69H174ZM180 71H181V69H180ZM176 72L177 74H182V72ZM192 71H190V72H192ZM214 71V70H213ZM241 71V70H240ZM49 72H51V71H49ZM90 72V73H91ZM122 72V71H121ZM165 72V71H164ZM164 72H163V74H164ZM171 72V71H170ZM187 72V73H188ZM189 72V73H190ZM222 73L221 74H223V71H221ZM258 72V71H257ZM256 72V73H257ZM263 72V71H262ZM22 73V74H21ZM29 73V72H28ZM35 73V72H34ZM53 73H54V71H53ZM55 73H57V72H55ZM106 73V72H105ZM132 73V72H131ZM159 73V72H158ZM157 73V74H158ZM172 73H173V75L175 76V74L176 73H174L173 72V68H172ZM188 73V74H189ZM209 73V72H208ZM212 73H214V72H212ZM216 73V72H215ZM220 73V72H219ZM227 73H229V71H227ZM237 73V72H236ZM58 74V73H57ZM62 74H64V73H62ZM95 74V73H94ZM93 74V75H94ZM107 74V73H106ZM150 74V73H149ZM153 74V73H152ZM166 74V73H165ZM184 74V73H183ZM187 74V75H188ZM229 74H231V73H229ZM238 74V73H237ZM49 75V74H48ZM56 75V74H55ZM59 75V74H58ZM65 75V74H64ZM60 76L61 78H62V82H64V80H66V79H71V78H68V77H66V76ZM96 75V74H95ZM98 75H100V74H98ZM136 75V74H135ZM134 75V76H135ZM166 75H170V73L168 74H166ZM194 75V74H193ZM214 75V74H213ZM216 75V74H215ZM254 75V74H253ZM263 75H264V73H263ZM34 76V75H33ZM36 76V75H35ZM122 76V75H121ZM173 76V77H174ZM209 76H211V75H209ZM217 76V75H216ZM221 76V75H220ZM223 76V75H222ZM227 76V75H226ZM230 76V75H229ZM259 76V75H258ZM30 77H32V74H31V76ZM90 77V76H89ZM92 77V76H91ZM95 77H97V76H95ZM102 77V76H101ZM137 77V76H136ZM165 77V76H164ZM182 77H185V76H183L182 75ZM215 77V76H214ZM224 77V76H223ZM25 78V77H24ZM37 78V77H36ZM99 78H100V76H99ZM176 78V77H175ZM195 78V77H194ZM235 78V77H234ZM236 78H238V77H236ZM259 78V77H258ZM264 78V77H263ZM26 79H27V77H26ZM28 79H30L29 77H28ZM55 79V76L52 74H50L49 76H46V78H45V80H43L42 82H40L39 83V85L38 86H36V88H35V90L36 91H39V93H41L42 91H44L45 90V87L44 86H47L48 84H50L51 82H52V80H54ZM85 79V78H84ZM98 79V78H97ZM102 79V78H101ZM166 79H167V77H166ZM190 79V78H189ZM197 79H199V78H197ZM202 79V78H201ZM215 79V78H214ZM229 79H232L231 77L229 78ZM253 79V78H252ZM31 80V79H30ZM57 80V79H56ZM55 80V81H56ZM81 80V79H80ZM89 80H90V78H89ZM156 80H157V78H156ZM159 80H160V78H159ZM225 80V79H224ZM234 80H237V79H234ZM260 80V79H259ZM258 80V81H259ZM78 81V80H77ZM76 81V82H77ZM82 81V80H81ZM80 81V82H81ZM100 81V80H99ZM168 81V80H167ZM166 81V82H167ZM203 81V80H202ZM34 82V81H33ZM61 82V83H62ZM121 82V81H120ZM85 83H86V81H85ZM98 83V82H97ZM143 83H144V81H143ZM147 83V82H146ZM172 83V82H171ZM227 83V82H226ZM233 83V82H232ZM240 83V82H239ZM261 83V82H260ZM78 84H80V83H78ZM95 84H96V82H95ZM106 84V83H105ZM174 84V83H173ZM193 84V83H192ZM54 85V84H53ZM103 85V84H102ZM136 85V84H135ZM143 85V84H142ZM194 85V84H193ZM234 85V84H233ZM52 86V85H51ZM73 86V85H72ZM132 86H133V84H132ZM138 86V85H137ZM34 87V86H33ZM32 87V88H33ZM49 87V86H48ZM55 87V86H54ZM116 87V86H115ZM121 87H123V86H121ZM149 87V86H148ZM209 87V86H208ZM218 87V86H217ZM225 87V86H224ZM229 87H230V85H229ZM43 88H44V90H43ZM50 88V87H49ZM57 88V87H56ZM78 88V87H77ZM79 88H80V85H79ZM96 88V87H95ZM101 88V87H100ZM134 88V87H133ZM151 88V87H150ZM156 88V87H155ZM199 88V87H198ZM214 88V87H213ZM254 88V87H253ZM264 88V87H263ZM34 89V88H33ZM47 89V88H46ZM66 89V88H65ZM160 89V88H159ZM170 89V88H169ZM205 89H206V86H205ZM40 90H42L41 92H40ZM51 90V89H50ZM59 90V89H58ZM123 90V89H122ZM157 90V89H156ZM172 90V89H171ZM200 90H201V88H200ZM199 90V91H200ZM214 90H216V89H214ZM263 90V89H262ZM36 91H34L35 92V94H36ZM52 91V90H51ZM66 91V90H65ZM117 91V90H116ZM163 91H164V89H163ZM170 91V90H169ZM198 91V92H199ZM211 91H213V90H211ZM221 91V90H220ZM23 92H24V90H23ZM32 93L31 94H34V92L33 91H31ZM56 92V91H55ZM133 92V91H132ZM167 92V91H166ZM38 93V94H39ZM136 93V92H135ZM142 93V92H141ZM152 93V92H151ZM171 93V92H170ZM187 93V92H186ZM218 93V92H217ZM250 93V92H249ZM261 93V92H260ZM20 94V93H19ZM30 94V95H31ZM37 94V95H38ZM65 94V93H64ZM86 94H88V93H86ZM85 94V95H86ZM160 94V93H159ZM165 94V93H164ZM194 93H192V95H193ZM203 94V93H202ZM201 94V95H202ZM224 94V93H223ZM56 95V94H55ZM83 95V94H82ZM90 95H92V94H90ZM111 95V94H110ZM137 95V94H136ZM162 95V94H161ZM160 95V96H161ZM32 96H34V95H32ZM31 96V97H32ZM95 96V95H94ZM131 96V95H130ZM145 96L146 97H149V96H147V93L145 94ZM156 96V95H155ZM262 96H264L263 94H262ZM12 97H14L13 98V100H12ZM30 97V98H31ZM49 97V96H48ZM59 97V96H58ZM152 97H154V95L152 96ZM156 97H158V96H156ZM187 97V96H186ZM207 97V96H206ZM220 97V96H219ZM218 97V98H219ZM29 98V97H28ZM29 98V99H30ZM43 98V97H42ZM50 98V97H49ZM67 98V97H66ZM83 98V97H82ZM86 98V97H85ZM217 98V99H218ZM227 98V97H226ZM257 98V97H256ZM255 98V99H256ZM259 98V97H258ZM262 98V97H261ZM23 99V98H22ZM27 99V98H26ZM29 99H27V100H29ZM35 99V98H34ZM44 99V98H43ZM77 99V98H76ZM95 99V98H94ZM135 99V98H134ZM133 98H132V100L133 101H129L131 104L133 103V104H137V102H138V100H137V98H136V100H134ZM139 99V98H138ZM208 99V98H207ZM211 99V98H210ZM242 99H243V97H242ZM33 100V99H32ZM58 100V99H57ZM64 100V99H63ZM130 100V99H129ZM231 100V99H230ZM235 100V99H234ZM249 100V99H248ZM251 100V99H250ZM264 100V99H263ZM263 100H261V101H263ZM15 101H17V99L15 100ZM36 101V100H35ZM43 101V100H42ZM49 101V100H48ZM127 101V100H126ZM156 101V100H155ZM164 101H166V100H164ZM170 101V100H169ZM238 101V100H237ZM247 101V100H246ZM259 101V100H258ZM257 101V102H258ZM124 102V101H123ZM150 102V101H149ZM173 102V101H172ZM226 102V101H225ZM248 102V101H247ZM45 103V102H44ZM89 103V102H88ZM109 103V102H108ZM140 103H141V101H140ZM143 103V102H142ZM156 103V102H155ZM186 103V102H185ZM196 103V102H195ZM212 103V102H211ZM239 103H241V102H239ZM238 103V104H239ZM252 103V102H251ZM260 103V102H259ZM258 103V104H259ZM263 102H261L260 104H262ZM91 104V103H90ZM124 104V103H123ZM125 104H126V102H125ZM124 104V105H125ZM129 103H127V106L125 105V107H129V105H128ZM190 104V103H189ZM205 104V103H204ZM203 104V105H204ZM207 104V103H206ZM259 104V105H260ZM59 105V104H58ZM87 105V104H86ZM122 105V104H121ZM139 105V104H138ZM143 105V104H142ZM151 105H152V103H151ZM154 105V104H153ZM197 105V104H196ZM201 105V104H200ZM208 105V104H207ZM222 105V104H221ZM231 105V104H230ZM236 105V104H235ZM251 105V104H250ZM263 105V104H262ZM14 106V107H13ZM17 106V105H16ZM31 106V105H30ZM51 106V105H50ZM81 106V105H80ZM94 106V105H93ZM119 106V105H118ZM131 107H133V105H130ZM135 106V108H139V107H141V106H138V107H136L137 105H134ZM169 106V105H168ZM206 106V105H205ZM204 106V107H205ZM240 106V105H239ZM246 106V105H245ZM27 107V106H26ZM49 107V106H48ZM89 107H91V105L89 106ZM104 107V106H103ZM111 107V106H110ZM123 107V106H122ZM124 107V108H125ZM131 107H129V108H131ZM157 107V106H156ZM213 107V106H212ZM219 107H220V105H219ZM260 107V106H259ZM35 108V107H34ZM37 108V107H36ZM39 108V107H38ZM44 108H47V107H44ZM57 108V107H56ZM106 108V107H105ZM113 108V107H112ZM111 108V109H112ZM124 108L123 109H121V110H123L124 111ZM134 108V107H133ZM133 108L131 109V111L129 110L128 111V109H127V111H125V113L122 111V113L121 114H123L124 113V115L125 114H127V112H128V114H130L129 112H131V113H134V114H136V117H137V111L139 110H137V109H135L136 110V112H133ZM196 108V107H195ZM222 108V107H221ZM239 108V107H238ZM243 108V107H242ZM258 108V107H257ZM27 109V108H26ZM90 109V108H89ZM88 109V110H89ZM91 109H92V107H91ZM99 109V108H98ZM98 109H97V112H98ZM101 109H102V107H101ZM114 109V108H113ZM126 109V108H125ZM145 109V108H144ZM144 109H142V110H144ZM154 109V108H153ZM160 109V108H159ZM179 109V108H178ZM202 109H204V108H202ZM209 109V108H208ZM220 109V108H219ZM224 109V108H223ZM227 109V108H226ZM236 109V108H235ZM252 109V108H251ZM30 110V109H29ZM93 110V109H92ZM106 110V109H105ZM104 110V111H105ZM116 110V109H115ZM141 110V109H140ZM142 110H141V113L139 114V116L137 117V120H136V118H135V116H133L134 118H135V122H134V124L137 126V125H140V123L141 122H143L144 120H145V118H147V111L146 110H144V112H142ZM175 110V109H174ZM211 110H212V108H211ZM213 110H214V108H213ZM216 110V109H215ZM27 111V110H26ZM25 111V112H26ZM39 111V110H38ZM37 111V112H38ZM90 112H91V110H89ZM96 111V110H95ZM109 111V110H108ZM146 111V112H145ZM251 111V110H250ZM23 112V111H22ZM31 112V111H30ZM44 112V111H43ZM99 112H101V111H99ZM138 112H140V111H138ZM149 112V111H148ZM262 112H263V109H262ZM21 113V112H20ZM34 113H36V111L34 112ZM45 113V112H44ZM58 113V112H57ZM85 113V112H84ZM93 113V112H92ZM103 113V112H102ZM105 113V112H104ZM171 113V112H170ZM235 113V112H234ZM234 113H233V115H234ZM24 114V113H23ZM38 114H40V113H38ZM90 114V113H89ZM98 114V113H97ZM101 114V113H100ZM119 114V113H118ZM121 114H119V115H121ZM155 114V113H154ZM199 114V113H198ZM25 115H26V113H25ZM32 115H34V114H32ZM41 115H42V113H41ZM44 115V114H43ZM87 115V114H86ZM106 115V114H105ZM110 115V114H109ZM124 115H121V116H124ZM131 115V114H130ZM174 115V114H173ZM179 115V114H178ZM181 115H183V114H181ZM201 115V114H200ZM236 115V114H235ZM58 116V115H57ZM90 116V115H89ZM92 116V115H91ZM103 116V115H102ZM114 116V115H113ZM117 116V115H116ZM115 116V118L117 119V120H119L118 119V117L119 116H117L116 117ZM125 116H127V115H125ZM167 116V115H166ZM176 116V115H175ZM249 116V115H248ZM33 117H35V116H33ZM37 117H38V115H37ZM95 117V116H94ZM98 117V116H97ZM97 117H96V120H97ZM159 117V116H158ZM247 117V116H246ZM39 118H41V117H39ZM66 118V117H65ZM71 118V117H70ZM80 118V117H79ZM78 118V119H79ZM92 118H93V116H92ZM99 118V117H98ZM105 118V117H104ZM120 118V117H119ZM162 118H164V117H162ZM223 118V117H222ZM253 118V117H252ZM259 118V117H258ZM21 119V118H20ZM35 119H37V118H35ZM43 119V118H42ZM41 119V120H42ZM56 119V118H55ZM89 119V118H88ZM87 119V121L89 122V120ZM101 119V118H100ZM103 119V118H102ZM116 119H113L112 120V123H113V126H115V125H117V124H120V127H119V125H117L115 128H113V131H111L110 129H106L107 131H104V132H107V134H110V133H115V132H117V131H127V129L125 130V128L126 127H129V125L130 124H128L127 125V123L126 122H123V123H125V125H127V126H122V123L121 122H119V121H117ZM120 119H122V117L120 118ZM123 119H124V117H123ZM122 119V120H123ZM129 119V118H128ZM148 119H149V116H148ZM165 119H166V117H165ZM164 119V120H165ZM170 119V118H169ZM182 119V118H181ZM184 119V118H183ZM39 120V119H38ZM44 120V119H43ZM53 120V119H52ZM94 120V119H93ZM92 120V121H93ZM111 120V119H110ZM114 120H116L117 121V124H115L114 125ZM125 120V119H124ZM218 120H219V118H218ZM244 120V119H243ZM29 121V122H30ZM63 121H64V119H63ZM62 121V122H63ZM80 121V120H79ZM98 121V120H97ZM159 121V120H158ZM61 122V123H62ZM108 122V121H107ZM106 122V123H107ZM110 122V121H109ZM108 122V123H109ZM130 122H132V121H130ZM129 122V123H130ZM217 122V121H216ZM264 122V121H263ZM35 123H36V121H35ZM51 123V122H50ZM60 123V122H59ZM58 123V124H59ZM82 123H83V121H82ZM91 123L92 122H90V123H88V125L90 126L91 125ZM93 123H95V122H93ZM92 123V124H93ZM107 123V124H108ZM111 123V122H110ZM112 123L109 125V126H111L112 125ZM116 123V122H115ZM155 123V122H154ZM161 123V122H160ZM165 123H167V122H165ZM206 123V122H205ZM211 123V122H210ZM227 123V122H226ZM248 123H250V121L248 122ZM28 124V123H27ZM30 124V123H29ZM37 124V123H36ZM42 124V122H39L38 121V125H41ZM87 124V123H86ZM101 124V123H100ZM169 124V123H168ZM53 125V124H52ZM88 125H86V126H88ZM134 125V126H135ZM243 125V124H242ZM13 126H15L13 129H12V127ZM55 126V125H54ZM76 126V125H75ZM91 126H94V125H91ZM113 126H111V127H113ZM130 126H132V124L130 125ZM135 126V127H136ZM142 126V125H141ZM140 126V127H141ZM144 126V125H143ZM143 126L141 127V128H143ZM150 126V125H149ZM166 126V125H165ZM198 126H199V124H198ZM212 126V125H211ZM229 126H231V125H229ZM262 126V125H261ZM4 127V129L2 130V128ZM32 127V126H31ZM34 127V126H33ZM39 127V126H38ZM45 127V126H44ZM57 127V126H56ZM82 127V126H81ZM110 127V128H111ZM162 127V126H161ZM245 127V126H244ZM60 128V127H59ZM107 128H109V127H107ZM130 128V127H129ZM132 128V127H131ZM138 128H139V126H138ZM204 128V127H203ZM259 128H260V126H259ZM37 129V128H36ZM41 129H43V128H41ZM62 129V128H61ZM73 129V128H72ZM74 129H76V128H74ZM80 129V128H79ZM93 129V128H92ZM133 129V128H132ZM137 129V128H136ZM140 129V128H139ZM143 129H145V126H144V128ZM142 129V130H143ZM154 129V128H153ZM200 129V128H199ZM211 129V128H210ZM256 129V128H255ZM40 130V129H39ZM48 129H46V131H47ZM57 130V129H56ZM67 130V129H66ZM65 130V131H66ZM71 129H69L68 131H70ZM88 130V129H87ZM141 129H140V131H142ZM146 130H148V129H146ZM169 130V129H168ZM206 130H207V128H206ZM63 131V130H62ZM73 131V130H72ZM70 132V133H73V132ZM82 131V130H81ZM98 131V130H97ZM129 131V130H128ZM127 131V132H128ZM131 131V130H130ZM138 131V130H137ZM145 131V130H144ZM212 131H213V129H212ZM221 131V130H220ZM234 131V130H233ZM245 131V130H244ZM253 131H254V129H253ZM15 132H13V133H15ZM31 132V131H30ZM79 132V131H78ZM77 132V133H78ZM83 132V131H82ZM82 132H79V133H82ZM123 132V133H124ZM166 132V131H165ZM215 132V131H214ZM248 132V131H247ZM10 133V134H9ZM12 133V134H13ZM42 133V132H41ZM68 133V132H67ZM76 133V134H77ZM103 133V132H102ZM101 132H100V134H102ZM130 133V132H129ZM147 133V132H146ZM261 133V132H260ZM30 134V133H29ZM31 134H32V132H31ZM73 134H75V133H73ZM84 134V133H83ZM82 134V136H84ZM103 134H105L106 135V133H103ZM113 134H111V135H113ZM119 134V133H118ZM117 134V135H118ZM128 134V133H127ZM142 134V133H141ZM217 134V133H216ZM51 135V134H50ZM110 135V136H111ZM120 135V134H119ZM123 135V134H122ZM126 135V134H125ZM134 135V134H133ZM157 135V134H156ZM201 135V134H200ZM199 135V136H200ZM236 135V134H235ZM235 135H234V137H235ZM64 136V135H63ZM73 136H75V135H72L71 136V138H73V139H69L70 141H77V140H79L80 138H83L82 136H81V134H80V136L81 137H73ZM98 136H100V135H98ZM145 136V135H144ZM4 137V138H3ZM37 137V136H36ZM116 137V136H115ZM120 137V136H119ZM137 137H138V135H137ZM147 137V136H146ZM145 137V138H146ZM150 137V136H149ZM197 137V136H196ZM232 137V136H231ZM23 138V137H22ZM31 138V137H30ZM46 138V137H45ZM51 138V137H50ZM54 138H56V137H54ZM58 138V137H57ZM64 138V137H63ZM66 138V137H65ZM102 138V137H101ZM108 138V137H107ZM148 138V137H147ZM187 138V137H186ZM194 138V137H193ZM254 138V137H253ZM4 139V140H3ZM21 139V138H20ZM32 139V138H31ZM41 139V138H40ZM62 139V138H61ZM99 139V138H98ZM103 139V138H102ZM102 139H100V141H102ZM112 139H113V137H112ZM140 139V138H139ZM143 139V138H142ZM152 139V138H151ZM201 139H202V137H201ZM227 139H230L229 137H227ZM232 139V138H231ZM230 139V140H231ZM236 139V138H235ZM3 140V141H2ZM30 140V139H29ZM34 140V139H33ZM46 140V139H45ZM55 140V139H54ZM57 140V139H56ZM65 140V139H64ZM97 140V139H96ZM96 140H94V141H96ZM111 140V139H110ZM147 140V139H146ZM186 140V139H185ZM194 140V139H193ZM247 140V139H246ZM7 141V140H6ZM12 141V140H11ZM11 141H9L8 140V142H11ZM43 141V140H42ZM50 141V140H49ZM105 141H107V140H105ZM104 141V142H105ZM117 141V140H116ZM123 141H125V140H123ZM187 141V140H186ZM195 141V140H194ZM232 141V140H231ZM241 141V140H240ZM264 141V140H263ZM5 142V141H4ZM8 142H5V144L6 143H8ZM17 142V141H16ZM25 142H27V141H25ZM24 142V143H25ZM56 142V141H55ZM64 142V141H63ZM67 142H69L68 140H67ZM78 142V141H77ZM85 142V141H84ZM83 142V143H84ZM92 142V141H91ZM103 141H102V143H104ZM227 142H229V141H227ZM237 142V141H236ZM19 143V142H18ZM21 143V142H20ZM58 143H60L61 144V140H60V142H58ZM76 143V142H75ZM80 143V142H79ZM79 143H78V145H79ZM82 143V144H83ZM98 143V142H97ZM106 143V142H105ZM151 143V142H150ZM200 143H202V142H200ZM238 143V142H237ZM240 143V142H239ZM258 143V142H257ZM3 144V143H2ZM4 144V145H5ZM69 144V143H68ZM74 144V143H73ZM72 144V145H73ZM88 145H89V143H87ZM92 144V143H91ZM107 144V143H106ZM155 144V143H154ZM251 144V143H250ZM255 144V143H254ZM263 144V143H262ZM15 145V144H14ZM19 145V144H18ZM23 145V144H22ZM34 145V144H33ZM42 145V144H41ZM47 145H49V143L47 144ZM46 145V146H47ZM57 145V144H56ZM63 145V144H62ZM64 145H65V142H64ZM88 145H86L85 144V146H86V148L85 149H87L88 147H92V148H94L95 147V145L94 146H88ZM110 145V144H109ZM115 145V144H114ZM118 145V144H117ZM140 145V144H139ZM152 145V144H151ZM201 145V144H200ZM203 145V144H202ZM201 145V147H203ZM221 145V144H220ZM2 146V145H1ZM1 146H0V148H1ZM7 146V145H6ZM11 145H10V143L8 144V146L7 147H10ZM82 146V145H81ZM80 146V147H81ZM84 146V145H83ZM83 146L81 147L82 149H83ZM113 146V145H112ZM131 146V145H130ZM2 147H5V146H2ZM7 147H5L6 149H7ZM15 147V146H14ZM20 147V146H19ZM60 147V146H59ZM62 147V146H61ZM79 147V148H80ZM133 147V146H132ZM187 147V146H186ZM196 147V146H195ZM206 147V146H205ZM219 147V146H218ZM234 147V146H233ZM21 148H23V147H21ZM117 148V147H116ZM191 148V147H190ZM192 148H193V146H192ZM216 148V147H215ZM259 148V147H258ZM261 148V147H260ZM3 149V148H2ZM11 149H12V147H11ZM27 149V148H26ZM35 149V148H34ZM60 149V148H59ZM62 149V148H61ZM84 149V150H85ZM88 149H90V148H88ZM162 149V148H161ZM182 149V148H181ZM186 149V148H185ZM201 149V148H200ZM24 150V149H23ZM40 150H42V149H40ZM58 150V149H57ZM71 150V149H70ZM77 150H78V148H77ZM118 150V149H117ZM242 150V149H241ZM14 151V150H13ZM31 151V150H30ZM37 151V150H36ZM44 151V150H43ZM72 151V150H71ZM113 151V150H112ZM194 151V150H193ZM262 151V150H261ZM2 152V151H1ZM11 152V151H10ZM23 152V151H22ZM40 152V151H39ZM63 152V151H62ZM66 152H68V151H66ZM235 152V151H234ZM248 152V151H247ZM246 152V153H247ZM258 152H260V151H258ZM263 152V151H262ZM6 153V152H5ZM8 153V152H7ZM232 153V152H231ZM250 153V152H249ZM256 153V152H255ZM264 153V152H263ZM1 154V153H0ZM11 154V153H10ZM19 154V153H18ZM60 154V153H59ZM68 154V153H67ZM66 154V155H67ZM69 154H71L70 152H69ZM116 154H118V153H116ZM245 154V153H244ZM261 154V153H260ZM64 155H65V153H64ZM200 155V154H199ZM247 155V154H246ZM252 155V154H251ZM256 155V154H255ZM258 155V154H257ZM256 155V156H257ZM262 155V154H261ZM28 156V155H27ZM60 156L61 157H59V159L60 158H62V156L63 155H61L60 154ZM105 156V155H104ZM113 156H116L115 154H113ZM193 156H194V154H193ZM208 156V155H207ZM227 156H229V155H227ZM240 156V155H239ZM5 157V156H4ZM18 157V156H17ZM20 157V156H19ZM48 157V156H47ZM67 157H68V155H67ZM98 157V156H97ZM119 157V156H118ZM123 157V156H122ZM127 157H128V155H127ZM238 157V156H237ZM248 157H249V155H248ZM253 157L254 156H252V159H253ZM261 157V156H260ZM22 158V157H21ZM70 158V157H69ZM115 158V157H114ZM133 158V157H132ZM184 158V157H183ZM192 158V157H191ZM195 158V157H194ZM199 158V157H198ZM236 158V157H235ZM258 158V157H257ZM55 159V158H54ZM58 159V158H57ZM71 159H72V157H71ZM118 158H116V160H117ZM120 159H121V157H120ZM127 159V158H126ZM201 159V158H200ZM217 159V158H216ZM251 159V160H252ZM37 160V159H36ZM114 159H113V157H112V154H109L108 153V155H107V153H106V156L104 157V161H103V163H104V165L102 166L101 165V167H104L105 165L106 166H110V165H112V166H114L113 164H115V162L113 161ZM241 160V159H240ZM250 160V161H251ZM264 160V159H263ZM10 161V160H9ZM19 161V160H18ZM121 161V160H120ZM136 161V160H135ZM185 161V160H184ZM194 161V160H193ZM237 161V160H236ZM256 161H257V159H256ZM20 162V161H19ZM26 162V161H25ZM40 162H42V161H40ZM63 162V159L61 160V163ZM74 163H75V161H73ZM72 162V163H73ZM83 162V161H82ZM86 162V161H85ZM102 162V161H101ZM189 162V161H188ZM254 162V161H253ZM260 162V161H259ZM10 163V162H9ZM13 163V162H12ZM11 163V164H12ZM71 163V162H70ZM71 163V164H72ZM93 163V162H92ZM117 163V162H116ZM119 163V162H118ZM130 163V162H129ZM183 163V162H182ZM208 163V162H207ZM217 163V162H216ZM246 163V162H245ZM261 163V162H260ZM8 164V163H7ZM25 164V163H24ZM28 164V163H27ZM165 164V163H164ZM242 164V163H241ZM244 164V163H243ZM250 164V163H249ZM20 165V164H19ZM22 165V164H21ZM26 165V164H25ZM25 165H23V166H25ZM63 165V164H62ZM61 165V166H62ZM88 165V164H87ZM99 165V164H98ZM117 165H119V164H117ZM128 165V164H127ZM193 165V164H192ZM198 165V164H197ZM204 165H206V164H204ZM247 165V164H246ZM251 165V164H250ZM17 166H18V164H17ZM116 166V165H115ZM129 166V165H128ZM253 166V165H252ZM123 167V166H122ZM124 167H125V165H124ZM130 167V166H129ZM176 167V166H175ZM195 167V166H194ZM243 167V166H242ZM13 168H15V166L13 167ZM17 168V167H16ZM68 168H71V166L70 167H68ZM74 168V167H73ZM115 168V167H114ZM119 168H120V166H119ZM166 168H167V166H166ZM182 168V167H181ZM247 168V167H246ZM245 168V169H246ZM262 168V167H261ZM46 169V168H45ZM52 169V168H51ZM67 169V168H66ZM72 169V168H71ZM104 169H107V168H104ZM108 169H112V168H108ZM123 169V168H122ZM158 169V168H157ZM103 170V169H102ZM205 170V169H204ZM244 170V169H243ZM264 170V169H263ZM62 171V170H61ZM111 171V170H110ZM123 171V170H122ZM238 171H240V170H238ZM248 171V170H247ZM33 172V171H32ZM55 172V171H54ZM119 172H120V169H119ZM173 172V171H172ZM242 172V171H241ZM21 173H24V172H21ZM69 173V172H68ZM87 173V172H86ZM90 173V172H89ZM94 173V172H93ZM181 173V172H180ZM195 173V172H194ZM213 173V172H212ZM235 173H236V171H235ZM70 174V173H69ZM114 174V173H113ZM183 174V173H182ZM199 174V173H198ZM202 174V173H201ZM200 174V175H201ZM230 174V173H229ZM233 174V173H232ZM21 175H23V177H25L26 178V174L24 173V174H21ZM42 175V174H41ZM80 175V174H79ZM87 175V174H86ZM231 175V174H230ZM233 175H235V174H233ZM243 175V174H242ZM245 175V174H244ZM255 175V174H254ZM31 176H32V174H31ZM49 176V175H48ZM73 176V175H72ZM71 176V177H72ZM88 176H89V174H88ZM110 176V175H109ZM221 177H222V175H220ZM22 177V176H21ZM33 177V176H32ZM39 177V176H38ZM41 177V176H40ZM59 177V176H58ZM125 177V176H124ZM134 177V176H133ZM204 177H206V176H204ZM219 177V176H218ZM217 177V178H218ZM221 177H219L218 179H216V178H214L215 180H218V181H221V183H222V181H225V179L226 178H230L229 176H228V173H226V174H223V177L221 178ZM238 177V176H237ZM241 177V176H240ZM24 178V179H25ZM30 178V177H29ZM43 178V177H42ZM51 178H53V176L51 177ZM82 178V177H81ZM88 178V180L89 179H93V177H91V178H89V177H87ZM126 178V177H125ZM186 178V177H185ZM191 178V177H190ZM235 178V177H234ZM256 178V177H255ZM6 179V178H5ZM20 179V178H19ZM24 179H22L21 178V180H24ZM37 179V178H36ZM74 179V178H73ZM76 179H77V177H76ZM79 179V178H78ZM91 179V180H92ZM120 179V178H119ZM146 179V178H145ZM232 179H233V177H232ZM20 180V181H21ZM27 180V179H26ZM103 180V179H102ZM126 180V179H125ZM128 180V179H127ZM197 180H200V179H197ZM214 180V181H215ZM3 181V180H2ZM9 181V180H8ZM14 181V180H13ZM69 181V180H68ZM95 181V180H94ZM218 181L217 182H215V183H217L216 185H218L219 183H218ZM245 181V180H244ZM7 182V181H6ZM33 182V181H32ZM38 182V181H37ZM237 182V180L236 181H234V183H236ZM253 182V181H252ZM5 183V182H4ZM25 183V180L23 181V184ZM52 183V182H51ZM55 183V182H54ZM167 183V182H166ZM214 183V182H213ZM214 183V184H215ZM221 183H220V186H221ZM224 183V182H223ZM239 183V182H238ZM10 184V183H9ZM13 184V183H12ZM18 184V183H17ZM17 184H16V186H17ZM21 184V183H20ZM31 184V183H30ZM90 184V183H89ZM169 184H171V183H169ZM195 184V183H194ZM214 184H211V186L212 185H214ZM237 184V183H236ZM235 184V185H236ZM15 185V184H14ZM25 185V184H24ZM49 185V184H48ZM103 185V184H102ZM148 185V184H147ZM153 185V184H152ZM226 185V184H225ZM250 185H252V184H250ZM34 186V185H33ZM81 186V185H80ZM83 186V185H82ZM185 186V185H184ZM209 186V185H208ZM223 186V185H222ZM221 186V188L220 187H218L217 186V189H215V190H217L218 191V188H220V192L218 191L217 193H218V195H215V196H217V197H212V198H214L213 200H212V198H211V201H210V203H211V205H213V204H215V201L218 199V197H223V195L224 194H229V191L228 190H226V186H223L222 187ZM248 186V185H247ZM21 187V186H20ZM49 187V186H48ZM51 187V186H50ZM87 187V186H86ZM136 186H134V188H135ZM154 187V186H153ZM169 187V186H168ZM174 187V186H173ZM187 187V186H186ZM214 188H215V186H213ZM212 187V188H213ZM94 188V187H93ZM146 188V187H145ZM144 188V189H145ZM172 188V187H171ZM198 188V187H197ZM237 189L236 190H233V191H231L230 192V197H229V199H231L232 201H235L240 195L239 194H241L240 192H241V190L242 189H238V187H236ZM23 189V188H22ZM39 189V188H38ZM37 189V190H38ZM42 189H44L43 187H42ZM122 189V188H121ZM136 189H138V188H136ZM147 189V188H146ZM145 189V190H146ZM245 189H246V187H245ZM245 189H244V191H245ZM248 189V188H247ZM47 190H49V189H47ZM89 190V189H88ZM123 190V189H122ZM132 190V189H131ZM203 190V189H202ZM51 191V190H50ZM63 191H64V189H63ZM75 191V190H74ZM87 191V190H86ZM167 191V190H166ZM208 191V190H207ZM10 192V191H9ZM39 192V191H38ZM107 192V191H106ZM114 192V191H113ZM140 192V191H139ZM165 192V191H164ZM178 192V191H177ZM203 192V191H202ZM27 193V192H26ZM47 193V192H46ZM104 193V192H103ZM170 193V192H169ZM245 193V192H244ZM16 195H17V193H15ZM22 194V193H21ZM39 194V193H38ZM42 194V193H41ZM40 194V195H41ZM73 194V193H72ZM86 194V193H85ZM88 194V193H87ZM138 194V193H137ZM186 194V193H185ZM203 194V193H202ZM35 195V194H34ZM63 195V194H62ZM76 195V194H75ZM125 195H127V194H125ZM144 195H145V193H144ZM158 195V194H157ZM187 195V194H186ZM201 195V194H200ZM210 195V194H209ZM239 195V196H238ZM244 195V194H243ZM252 195V194H251ZM12 196V195H11ZM64 196V195H63ZM81 196V195H80ZM195 196V195H194ZM211 196H213V194H211ZM242 196V195H241ZM7 197V196H6ZM75 197V196H74ZM79 197V196H78ZM178 197V196H177ZM182 197V196H181ZM205 197V196H204ZM50 198V197H49ZM59 198V197H58ZM76 198V197H75ZM107 198V197H106ZM147 198V197H146ZM208 198V197H207ZM206 198V199H207ZM224 198V197H223ZM240 198V197H239ZM244 198V197H243ZM68 199V198H67ZM129 199V198H128ZM142 199V198H141ZM185 199V198H184ZM34 200H35V198H34ZM60 200V199H59ZM79 200H81V199H79ZM151 200V199H150ZM165 200V199H164ZM222 201V198L220 199L219 198V201ZM225 200H227V199H225ZM230 200V201H231ZM27 201V200H26ZM29 201H30V199H29ZM38 201H40V200H38ZM37 201V202H38ZM64 201H66V200H64ZM105 201V200H104ZM185 201V200H184ZM203 201V200H202ZM204 201H205V199H204ZM203 201V202H204ZM229 201V200H228ZM231 201V202H232ZM22 202V201H21ZM21 202H20V204H21ZM36 202V203H37ZM122 202V201H121ZM144 202V201H143ZM148 202H150V201H148ZM199 202V201H198ZM205 202H207V203H209L208 201H205ZM218 202V200L216 201V204H218L217 203ZM224 202V201H223ZM230 202V205L232 204ZM29 203V202H28ZM27 203V204H28ZM32 203V202H31ZM30 203V204H31ZM40 203V202H39ZM26 204V205H27ZM34 204V203H33ZM101 204H103V203H101ZM106 204V203H105ZM129 204V203H128ZM140 204V203H139ZM149 204V203H148ZM147 204V205H148ZM151 204V203H150ZM153 204V203H152ZM181 204V203H180ZM225 204H226V202H225ZM224 204V205H225ZM22 205V204H21ZM20 205V206H21ZM88 205V204H87ZM97 205V204H96ZM115 205V204H114ZM137 205V204H136ZM171 205V204H170ZM173 205V204H172ZM175 205V204H174ZM177 205V204H176ZM183 205V204H182ZM186 205V204H185ZM208 205V204H207ZM246 205V204H245ZM16 206V205H15ZM63 206V205H62ZM66 206V205H65ZM64 206V207H65ZM98 206V205H97ZM122 206V205H121ZM126 206V205H125ZM180 206V205H179ZM197 206H198V204H197ZM202 206V205H201ZM209 206V205H208ZM232 206V205H231ZM236 206H237V204H236ZM3 207V206H2ZM14 207V206H13ZM32 207V206H31ZM30 207V208H31ZM37 207V206H36ZM35 207V208H36ZM39 207V206H38ZM70 207H72V206H70ZM92 207V206H91ZM96 207V206H95ZM105 207V206H104ZM113 207V206H112ZM124 207V206H123ZM127 207H128V205H127ZM155 207V206H154ZM153 207V208H154ZM178 207V206H177ZM185 207V206H184ZM209 207H211L212 208V206H209ZM214 207V206H213ZM227 207H229V205H227ZM22 208V207H21ZM69 208V207H68ZM147 208V207H146ZM175 208V207H174ZM180 208V207H179ZM183 208V207H182ZM199 208V207H198ZM217 208V207H216ZM225 208V207H224ZM237 208V207H236ZM65 209V208H64ZM72 209V208H71ZM89 209V208H88ZM98 209V208H97ZM121 209V208H120ZM166 209V208H165ZM181 209V208H180ZM202 209H206L205 208V206H204V208H202ZM210 209V208H209ZM214 209H215V207H214ZM220 209V208H219ZM219 209H218V211H219ZM225 209H227V208H225ZM19 210V209H18ZM18 210H16V211H18ZM44 210V209H43ZM91 210V209H90ZM96 210V209H95ZM94 210V211H95ZM148 210H150V209H148ZM159 210V209H158ZM195 210H197V209H195ZM231 210H233V209H231ZM98 211V210H97ZM105 211V210H104ZM134 211H137V210H134ZM143 211V210H142ZM146 211V210H145ZM193 211V210H192ZM221 211V210H220ZM13 212V211H12ZM71 212V211H70ZM87 212V211H86ZM156 212V211H155ZM158 212V211H157ZM235 212H237V211H235ZM8 213V212H7ZM49 213V212H48ZM47 213V214H48ZM54 213V212H53ZM67 213V212H66ZM92 213H93V211H92ZM103 213V212H102ZM127 213V212H126ZM137 213H138V211H137ZM142 213V212H141ZM169 213V212H168ZM227 213H229V212H227ZM38 214V213H37ZM47 214H42V215H47ZM59 214V213H58ZM85 214V213H84ZM90 214H91V211H90ZM89 214V215H90ZM134 214V213H133ZM136 214V213H135ZM139 214V213H138ZM147 214V213H146ZM165 214V213H164ZM196 214V213H195ZM200 214V213H199ZM223 214V213H222ZM60 215V214H59ZM143 215V214H142ZM197 215V214H196ZM233 215V214H232ZM8 216V215H7ZM37 216H39V215H37ZM71 216V215H70ZM133 216V215H132ZM139 216H141V215H139ZM156 216V215H155ZM161 216V215H160ZM163 216V215H162ZM167 216V215H166ZM186 216V215H185ZM191 216V215H190ZM200 216V215H199ZM205 216V215H204ZM227 216H229V215H227ZM231 216V215H230ZM4 217V216H3ZM36 217V216H35ZM94 217V216H93ZM137 217V216H136ZM201 217V216H200ZM211 217V216H210ZM221 217V216H220ZM234 217V216H233ZM39 218V217H38ZM37 218V219H38ZM43 218V217H42ZM96 218H97V216H96ZM114 218V217H113ZM120 218V217H119ZM138 218V217H137ZM164 218V217H163ZM208 218H209V216H208ZM222 218V217H221ZM246 218V217H245ZM9 219H11V217L9 218L8 217V220ZM32 219V218H31ZM36 219V218H35ZM146 219V218H145ZM153 219H155L154 217H153ZM172 220H173V218H171ZM193 219V218H192ZM210 219H212V218H210ZM226 219V218H225ZM227 219H229V218H227ZM4 220V219H3ZM44 220V219H43ZM43 220H42V222H43ZM50 220V219H49ZM53 220V219H52ZM51 220V221H52ZM63 221H65V219H62ZM68 220V219H67ZM98 220V219H97ZM196 220V219H195ZM206 220H207V217H206ZM213 220V219H212ZM241 220V219H240ZM245 220V219H244ZM247 220V219H246ZM5 221H7V220H5ZM4 221V222H5ZM62 221V222H63ZM78 221H80V220H78ZM119 221V220H118ZM140 221V220H139ZM173 221H175V220H173ZM178 221V220H177ZM8 222V221H7ZM6 222V223H7ZM49 222V221H48ZM61 222V224H63ZM68 222V221H67ZM122 222V221H121ZM127 222V221H126ZM132 222V221H131ZM130 222V223H131ZM151 222H152V220H151ZM211 222V221H210ZM261 222V221H260ZM1 223V222H0ZM57 223V222H56ZM60 223V222H59ZM124 223V222H123ZM154 223V222H153ZM183 223V222H182ZM185 223V222H184ZM202 223V222H201ZM257 223V222H256ZM5 224V223H4ZM27 224V223H26ZM40 224V223H39ZM55 224V223H54ZM150 224V223H149ZM155 224H157V223H155ZM203 224V223H202ZM209 224V223H208ZM261 224V223H260ZM2 225V224H1ZM8 225V224H7ZM11 225V226H10ZM17 225V224H16ZM16 225H13L12 226V223L10 222V224L8 225V227H6L8 230L9 229H11L12 227H13V232H12V234L11 235H15V232H14V228H15V226ZM72 225V224H71ZM79 225V224H78ZM120 225V224H119ZM174 225H176V224H174ZM211 225V224H210ZM222 225V224H221ZM264 225V224H263ZM4 226H6V225H4ZM44 226V225H43ZM52 226H53V224H52ZM57 226H58V224H57ZM64 226H66V224L64 223ZM68 226H69V224H68ZM180 226V225H179ZM195 226H196V224H195ZM10 227V228H9ZM30 227V226H29ZM55 227V226H54ZM61 227H63V225H61ZM198 227V226H197ZM2 226H1V231H2ZM5 228V229H6ZM16 228H18V227H16ZM21 228V227H20ZM28 228V227H27ZM58 228V227H57ZM69 228H71V227H68V229ZM89 228V227H88ZM162 228V227H161ZM168 228V227H167ZM196 228V227H195ZM227 228H230V226H227L226 227V229ZM262 228V227H261ZM63 229V228H62ZM62 229H60V227H59V229L58 230H62ZM93 229V228H92ZM98 229V228H97ZM126 229V228H125ZM133 229H134V227H133ZM248 229H250V228H248ZM4 230V229H3ZM7 230V231H8ZM64 230H66V228L64 229ZM63 230V231H64ZM90 230V229H89ZM106 230V229H105ZM201 230V229H200ZM246 230V229H245ZM255 230H256V228L255 227H253V228H251L250 230H247V232H249V233H253V232H255ZM0 231V232H1ZM20 231V230H19ZM62 231V232H63ZM72 230H70V232H71ZM202 231H203V229H202ZM258 231H260V228L258 229ZM5 230L2 232V233H0V235H4L5 234ZM23 232L25 233L26 232V230L24 231L23 230ZM53 232V231H52ZM51 232V233H52ZM65 232V231H64ZM69 232V231H68ZM68 232H66V233H68ZM74 232V231H73ZM90 232V231H89ZM102 232V231H101ZM124 232V231H123ZM122 232V233H123ZM127 232V231H126ZM161 232V231H160ZM190 232V231H189ZM204 232V231H203ZM202 232V233H203ZM206 232V231H205ZM237 232V231H236ZM246 232V233H247ZM21 234H22V231L20 232ZM26 233H28V232H26ZM33 233V232H32ZM46 233V232H45ZM60 233H61V231H60ZM137 233V232H136ZM181 233V232H180ZM186 233V232H185ZM192 233H194V231L192 232ZM199 232H197V230H196V233H194L195 235L196 234H198ZM201 233V232H200ZM227 233V232H226ZM225 233V234H226ZM240 233V232H239ZM244 234H245V231L243 232ZM17 234V233H16ZM70 234L71 233H69V236H70ZM173 234V233H172ZM188 234V233H187ZM190 234V233H189ZM188 234V235H189ZM10 235V234H9ZM8 235V236H9ZM33 235V234H32ZM37 235V234H36ZM53 235V234H52ZM56 235H57V233H56ZM63 235H64V233H63ZM73 235V234H72ZM87 235V234H86ZM151 235V234H150ZM182 236H183V233L181 234ZM185 235V234H184ZM200 235V234H199ZM230 235V234H229ZM246 235H248V237H249V234H246ZM23 236H25V234L23 235ZM45 236V235H44ZM49 236V235H48ZM60 236V235H59ZM65 236V235H64ZM64 236H60L59 238H63ZM90 236V235H89ZM122 236V235H121ZM135 236V235H134ZM181 236V237H182ZM192 236V235H191ZM11 237V236H10ZM41 237V236H40ZM51 237V236H50ZM67 237H68V234H67ZM76 237V236H75ZM91 237V236H90ZM149 237V236H148ZM166 237V236H165ZM183 237H186V236H183ZM188 237H190V236H188ZM195 236H193V238H194ZM197 237H198V235H197ZM23 238V237H22ZM28 238V237H27ZM27 238H24V240L25 239H27ZM61 238V239H62ZM98 238H99V236H98ZM128 238V237H127ZM132 238V237H131ZM136 238V237H135ZM134 238V239H135ZM141 238V237H140ZM170 238V237H169ZM246 238V237H245ZM9 239H11V240H13L12 238H9ZM31 239V238H30ZM36 239V238H35ZM46 239H47V237H46ZM64 239H65V237H64ZM109 239V238H108ZM174 239H175V237L172 239L173 241H174ZM180 239V238H179ZM211 239V238H210ZM4 240V239H3ZM10 240V241H11ZM21 239H19V241H20ZM23 240V239H22ZM23 240V241H24ZM60 240V239H59ZM138 240V239H137ZM182 240V239H181ZM225 240V239H224ZM238 240V239H237ZM14 241V240H13ZM12 241V242H13ZM16 241V240H15ZM26 241V240H25ZM177 240H175V242H176ZM195 241V240H194ZM193 241V242H194ZM238 241H241L240 239L238 240ZM27 242V241H26ZM93 242V241H92ZM91 242V243H92ZM132 242H133V240H132ZM139 242V241H138ZM151 242H153V241H151ZM157 242V241H156ZM174 242V243H175ZM246 242V241H245ZM14 243V242H13ZM32 243V242H31ZM146 243V242H145ZM169 243V242H168ZM168 243H166V244H168ZM173 243V242H172ZM179 243V241H177L174 245H176V244H178ZM240 243V242H239ZM248 243V242H247ZM1 244V243H0ZM12 244V243H11ZM15 245H16V242L14 243ZM45 244V243H44ZM180 244V243H179ZM183 244V243H182ZM182 244H180V245H182ZM226 244V243H225ZM242 244V243H241ZM244 244V243H243ZM2 245V244H1ZM38 245V244H37ZM36 245V246H37ZM69 245V244H68ZM156 245V244H155ZM154 245V246H155ZM161 245V244H160ZM164 245V244H163ZM172 245V244H171ZM173 245V246H174ZM231 245V244H230ZM12 246V245H11ZM35 246V245H34ZM64 246V245H63ZM73 246V245H72ZM165 246V245H164ZM168 246V245H167ZM177 246H179V245H177ZM241 246V245H240ZM15 247V249L17 250V248H16V246H14ZM13 247V248H14ZM18 247V246H17ZM45 247V246H44ZM74 247V246H73ZM86 247V246H85ZM94 247V246H93ZM131 247V246H130ZM132 247H134V246H132ZM171 247V246H170ZM170 247L168 248L167 247V250H169L170 251ZM202 247V246H201ZM0 248H1V246H0ZM4 248V247H3ZM6 248V247H5ZM12 248V250L13 251H15V249H13ZM72 248V247H71ZM82 248V247H81ZM159 248V247H158ZM161 248V247H160ZM237 248V247H236ZM92 249V248H91ZM139 249V248H138ZM162 249V248H161ZM160 249V250H161ZM172 249V248H171ZM224 249V248H223ZM227 249V248H226ZM230 249V248H229ZM241 248H239L238 250H240ZM2 250V249H1ZM71 250V249H70ZM79 250V249H78ZM96 250V249H95ZM103 250V249H102ZM123 250V249H122ZM156 250V249H155ZM159 250V249H158ZM164 250H165V247H164ZM174 250V249H173ZM218 250V249H217ZM237 250V249H236ZM244 250V249H243ZM154 251V250H153ZM172 251V250H171ZM233 251V250H232ZM1 252V251H0ZM18 252V251H17ZM20 252V251H19ZM47 252V251H46ZM45 252V253H46ZM75 252V251H74ZM111 252V251H110ZM168 252V251H167ZM4 253H6V252H4ZM9 253V252H8ZM7 253V254H8ZM27 253V252H26ZM25 253V254H26ZM38 253V252H37ZM81 253V252H80ZM108 253V252H107ZM115 253V252H114ZM134 253H135V251H134ZM137 253V252H136ZM155 253V252H154ZM158 253V252H157ZM194 253V252H193ZM238 253V252H237ZM15 254H17V253H15ZM14 254V255H15ZM51 254V253H50ZM93 254V253H92ZM160 254V253H159ZM163 254V253H162ZM170 254V253H169ZM242 254V253H241ZM1 255H3V254H1L0 253V258H1ZM6 255V254H5ZM5 255H3V257L5 256ZM9 255V254H8ZM107 255V254H106ZM112 255V254H111ZM135 255V254H134ZM166 255V254H165ZM184 255V254H183ZM188 255V254H187ZM200 255V254H199ZM205 255V254H204ZM250 255V254H249ZM21 256V255H20ZM26 256H27V254H26ZM44 256V255H43ZM137 256V255H136ZM148 256V255H147ZM152 256V255H151ZM155 256V255H154ZM168 256V255H167ZM6 257L7 258H9L10 256H7L6 255ZM13 257V256H12ZM16 257V256H15ZM14 257V258H15ZM42 257V256H41ZM40 257V258H41ZM149 257V256H148ZM148 257H146V258H148ZM177 257V256H176ZM187 257V256H186ZM186 257H185V259H186ZM5 258V257H4ZM54 258V257H53ZM85 258V257H84ZM110 257H108V259H109ZM112 258V257H111ZM126 258H127V256H126ZM164 258V257H163ZM206 258V257H205ZM264 258V257H263ZM263 258H262V260H263ZM167 259H169V258H167ZM172 259V258H171ZM182 259H184V258H182ZM189 259V258H188ZM198 259V258H197ZM2 260H3V258H2ZM15 260V259H14ZM93 260V259H92ZM130 260V259H129ZM140 260V259H139ZM177 260V259H176ZM175 260V261H176ZM193 260V259H192ZM231 260V259H230ZM237 260V259H236ZM246 260V259H245ZM4 261H7V260H4ZM21 261V260H20ZM25 261V260H24ZM75 261V260H74ZM106 261V260H105ZM112 261V260H111ZM134 261V260H133ZM178 261V260H177ZM206 261V260H205ZM23 262V261H22ZM21 262V263H22ZM26 262V261H25ZM25 262H23V263H25ZM90 262V261H89ZM92 262V261H91ZM115 262V261H114ZM215 262V261H214ZM236 262V261H235ZM21 263H19V264H21ZM83 263V262H82ZM108 263V262H107ZM141 263V262H140ZM152 263V262H151ZM169 263V262H168ZM175 263V262H174ZM173 263V264H174ZM197 263H199V262H197ZM207 263V262H206ZM208 263H210V261L208 262ZM260 263V262H259ZM17 264V263H16ZM26 264V263H25ZM30 264V263H29ZM37 264H38V262H37ZM43 264V263H42ZM54 264H56V263H54ZM96 264H97V262H96ZM127 264H128V262H127ZM150 264V263H149ZM192 264V263H191ZM216 264V263H215Z\"/></svg>",
  "mask_w": 264,
  "mask_h": 264
}]
</instances>
